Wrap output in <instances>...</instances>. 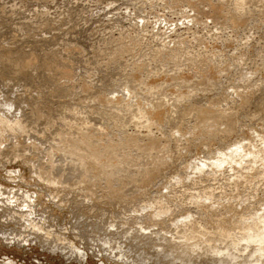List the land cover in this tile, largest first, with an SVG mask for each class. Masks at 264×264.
Instances as JSON below:
<instances>
[{
  "label": "bare ground",
  "instance_id": "6f19581e",
  "mask_svg": "<svg viewBox=\"0 0 264 264\" xmlns=\"http://www.w3.org/2000/svg\"><path fill=\"white\" fill-rule=\"evenodd\" d=\"M19 1V3H17V1L16 0H12V2H14L15 3V7L13 6V12H17V9L16 10H14V8H17V6L19 5V6H21L22 7V5H23V8H24V4L26 3V2H28L29 0H27V1H24L25 3H22V5H21V2H23V1H21V0H18ZM21 1V2H20ZM35 1V0H34ZM36 1H39V0H36ZM35 1V3L38 5V7L39 6H41V4L39 5L37 2ZM40 1H42V0H40ZM39 1V2H40ZM44 1H46V0H44ZM52 1V0H51ZM51 1L49 2V4L51 5ZM94 2L96 1V2H98V0H93ZM109 1V0H108ZM107 1V2H108ZM121 1V0H120ZM130 1V0H129ZM136 1V0H135ZM134 1V3H136ZM140 1H142V0H140ZM139 1V2H140ZM157 1V0H156ZM167 2H168V0H166ZM231 0H223V2L221 1H214V0H169V4L171 3V5L173 6V4H175V5H178L179 4V2L180 3H182L183 5H186V7H184V9L185 8H187V10L189 9V11H186V10H184V11H186V12H192V14L191 15H188V16H190V17H188V18H186V16H184V18H186L185 20L187 21L186 23L187 24H189V23H192V26L194 25H196L197 27L198 26H200V28L202 27L203 28V30L204 29H206V28H208V26H209V23H211V26H212V24H213V26H214V28L216 29V30H225V29H228V31H229V29H231V32H232V29L233 30H235V31H237V32H240V30L239 29H242V30H244V31H242V32H240V33H244L245 31H246V29H248L249 30V27L250 28H255V30L257 29L256 27L258 26V22H259V25H260V22H264V0H232L231 2H230ZM257 1V2H256ZM3 2H4V0H3ZM3 2H1V4H0V6H2L4 3ZM7 2V0L5 1V3ZM12 2H10V3H12ZM32 3V4H34V2H32L31 0L29 1V3ZM43 2V1H42ZM42 2H40V3H42ZM75 2V1H74ZM91 2V1H90ZM105 1L103 0V2L101 1L100 2V4L101 3H104ZM107 2H105L104 4H106ZM109 2H111V0L109 1ZM109 2L107 3V4H109ZM138 2V1H137ZM146 2H147V0H146ZM153 2V1H152ZM152 2H150V3H152ZM160 3H156V2H153V3H156L157 5H160L161 4V1H159ZM163 2V1H162ZM165 2V1H164ZM164 2L162 3V4H164ZM225 2V3H224ZM227 2V3H226ZM8 3H9V0H8ZM8 3H6V5L8 4ZM9 3V4H10ZM29 3H26V4H29ZM57 3V2H56ZM77 3V2H76ZM116 4H117V2H115ZM126 3V2H125ZM140 3H145V1L143 0L142 2H140ZM149 3V2H148ZM166 3V2H165ZM251 3H253L252 4V6L253 5H255L256 4V6H257V9H254L253 10V7L252 6H250L251 5ZM257 3H259V4H257ZM44 4V5H43ZM47 4H48V2H45V3H42V5L44 6H42V10L41 11H45L43 8H45L46 6H47ZM49 4H48V6H49ZM54 4V3H53ZM119 4V3H118ZM123 4V3H122ZM127 4H128V6H129V3L127 2ZM126 4V5H127ZM147 4V3H146ZM145 4V5H146ZM162 4H161V6H162ZM227 4V5H226ZM11 5V4H10ZM9 5V6H10ZM29 5H31V4H29ZM36 5V6H37ZM71 5V4H70ZM111 5H113V4H111ZM132 5H134V4H132ZM135 5H139V4H135ZM144 5V4H143ZM154 5V4H153ZM152 5V6H153ZM157 5H154V6H157ZM165 5V4H164ZM170 5V6H171ZM175 5L172 7V8H174L175 7ZM181 5V4H180ZM179 5V6H180ZM182 5V6H183ZM5 6V5H4ZM4 6L1 8L0 7V17H1V20H2V22L0 23V27L2 28V29H5L6 28V25L5 24H8V21L9 20H11V19H9V17H8V15L10 14V16L11 17H13L14 16V14L12 13V15H11V12H10V10L12 9V7H11V9L9 8V6H5V8H7L8 9V11L5 13V11H6V9H5V11H4ZM12 6V5H11ZM33 6H35V5H33ZM32 6V7H33ZM47 6V8H49ZM69 6V5H68ZM96 6V5H95ZM100 6V5H99ZM98 6V7H99ZM102 6H103V4H102ZM101 6V7H102ZM105 6V5H104ZM137 6H134V8H132V13H133V10L134 9H136V14H137V8H135V7H137ZM142 6V5H141ZM147 6H149L148 4H147ZM152 6L150 7V8H152ZM160 6V7H161ZM166 6H169L168 4L166 5ZM20 7V8H21ZM26 7V6H25ZM30 6H27L26 8L27 9H29L30 10V8H29ZM56 7V6H55ZM53 8V10H52V15L54 16V9H55V11H56V9L58 8ZM65 7V6H64ZM80 7V6H79ZM88 7V6H87ZM106 7H108V6H106ZM122 7V6H121ZM143 7V6H142ZM158 8H159V6H157ZM245 7V9L247 8V9H249L250 10V12H249V10H248V12H244L245 14L246 13H250V14H252L251 13V10L252 11H254L253 13H255V10H256V14H255V17L253 18V17H251L250 18V16H252V15H249V17H247V18H250L251 19V22H248V20L250 21V19H248L247 20V18L245 19L244 18V16H246V15H244L243 14V12H242V10H244L243 8ZM23 8L22 9H20L21 11L23 10ZM34 8H36L37 9V7H33L32 9H34ZM51 8V7H50ZM63 8V7H62ZM124 9L122 10V11H124L125 12V10H127V8L126 7H123ZM131 8V7H130ZM140 8V7H139ZM150 8L148 9L149 11H150ZM154 8V7H153ZM152 8V9H153ZM158 8H157V10H158ZM169 9H170V7H168ZM167 8V9H168ZM250 8H252V9H250ZM19 9V8H18ZM36 9L34 10L35 12H36ZM41 8H39L37 11V14L36 13H34V14H36L37 15V18H35L34 20L35 21H38L37 19H39V21H40V16H41V14L39 13ZM68 8H66V10H67ZM82 9V8H81ZM88 9V8H87ZM87 9L85 10V11H87ZM90 9H91V7H90ZM96 9H98V8H96ZM104 9V11H105V8H102V10ZM108 9V8H107ZM110 9V8H109ZM141 9H143V8H140V11H141ZM180 9V7L178 8V10ZM247 9H246V11H247ZM29 10H24V11H26V12H28ZM47 10V9H46ZM62 10H65L64 8L62 9ZM61 9H60V11H62ZM69 10V9H68ZM65 11V12H62V16H63V18L61 17L60 19H56V21H59V20H64V17L66 18L67 16H68V12H71V10H69V11ZM116 10V9H115ZM130 10H128V11H130ZM144 10V9H143ZM146 11H147V7H146V9H145ZM144 10V11H145ZM175 11H176V9H174ZM174 10L172 9V12L174 13ZM176 11V12H178V13H180L179 11ZM181 10V9H180ZM183 10V9H182ZM191 10V11H190ZM12 11V10H11ZM20 11V13H23V12H21ZM33 11V10H32ZM50 11V10H49ZM57 11H59V10H57ZM56 11V12H57ZM80 11V10H79ZM82 11H83V9H82ZM90 11V10H89ZM89 11H87V13L89 12ZM95 10H93V12H94ZM98 11H101V9H99ZM117 11H118V9H117ZM116 11V12H117ZM128 11H126V12H128ZM130 11V12H131ZM135 11V10H134ZM26 12H24L23 14H24V17H25V15L27 16V14H25ZM30 12V13H29ZM28 12V14H30L29 15V17H31V19L29 18V20L31 21V20H33L32 18H33V16H32V14L31 13H33V12H31V11H29ZM74 12V11H73ZM92 11H91V13H93ZM107 12H108V10H107ZM105 13V14H107V15H109L108 13ZM113 12V11H112ZM111 12V10H110V14L111 15H113V13ZM116 12H114V13H116ZM118 12H120V11H118ZM148 12V11H147ZM154 11H150L149 13H148V15L150 14V16H152V13H153ZM175 12V13H176ZM46 13V12H45ZM51 13V12H50ZM61 13V12H60ZM59 13V14H60ZM65 13V14H64ZM76 13H78V15H80L79 14V12H76ZM83 13V12H82ZM85 14L84 15H88L86 12H84ZM95 13V12H94ZM93 13V14H94ZM99 12H97V13H95L94 15H95V17L97 16L96 14H98ZM104 13V12H103ZM122 13V12H121ZM131 13V14H132ZM142 13H144L143 11H142ZM173 13H171L172 15H173ZM18 14V13H17ZM33 14V15H34ZM40 14V15H39ZM42 16L44 17V13L42 12ZM101 14V12L99 13V15ZM104 14V15H105ZM124 15L126 14V13H123ZM130 14V15H131ZM135 14V12L133 13V15ZM135 14V18H137V17H142L141 15H136ZM138 14H140V13H138ZM145 14H146V12H145ZM161 14H162V12H161ZM20 14H18V15H15V17H20L19 16ZM22 15V14H21ZM38 15H39V17H38ZM69 15H71L70 13H69ZM74 15V14H73ZM72 15V16H73ZM106 15V16H107ZM115 15V14H114ZM129 15V14H128ZM155 15L156 14H153V16L155 17ZM183 15V14H182ZM23 16V15H22ZM50 16V15H49ZM55 16H57V17H59L58 16V14L56 15L55 14ZM76 17H78L77 16V14L75 15ZM116 16V15H115ZM120 16V14L118 15V17ZM132 16V15H131ZM149 16V17H150ZM157 16H158V14H157ZM23 17V18H24ZM35 17V16H34ZM43 17H41V18H43ZM46 17H47V15H46ZM71 17V16H70ZM95 17H93V20H94V18ZM109 17V16H108ZM125 17H127V15L125 16ZM124 16L122 17V18H125ZM178 17V16H177ZM14 18V17H13ZM28 18V17H27ZM55 18V17H54ZM54 18H52V17H48L47 19H50V22H54ZM68 18V17H67ZM84 18V17H83ZM83 18H81L82 20H83ZM88 18H89V20H90V22L89 21H86V23L84 24V25H87V22L88 23H90L91 24V21H92V15H89L88 16ZM107 18V17H106ZM122 18H120L121 20H122ZM128 18V17H127ZM157 18V17H156ZM156 18H154V19H152V18H150V20H154V21H146V20H144L145 21V25H146V28L147 27H149V29H150V26H152V24H150V23H152V22H154L155 23V20H156ZM159 18V20L160 19H164L165 20V18L166 17H164L163 16V18H160V17H158ZM158 18H157V20H156V24H159L158 23ZM171 18V17H170ZM183 18V17H182ZM22 19V18H21ZM20 19V20H21ZM44 19H46L45 17H44ZM46 19V20H47ZM54 19V20H53ZM85 20H86V17L84 18ZM110 19L112 20V18L110 17ZM129 19V18H128ZM131 19V18H130ZM254 19V20H253ZM23 20H25V19H22V21ZM27 20V19H26ZM42 20V19H41ZM45 20V21H46ZM62 20V21H63ZM75 20V19H74ZM84 20V21H85ZM88 20V19H87ZM100 20V19H99ZM107 20H108V18H107ZM110 20V22H113V20L111 21ZM115 21L117 20V19H114ZM125 20V19H124ZM123 20V21H124ZM136 20H138V22L140 21V19H136ZM148 20V19H147ZM167 21H168V19H166ZM178 20V19H177ZM247 20V21H246ZM21 21V22H22ZM28 21V20H27ZM42 21H44V20H42ZM56 21H55V23H56ZM76 21H78V19L76 20ZM95 21V20H94ZM96 21H97V18H96ZM95 21V22H96ZM106 21V20H105ZM109 21V20H108ZM126 21V20H125ZM129 21V20H128ZM133 21H134V19H133ZM133 21H131L132 23H133ZM48 22V21H47ZM97 22H99V21H97ZM102 22V21H101ZM130 22V21H129ZM141 22H143V21H141ZM140 22V23H141ZM146 22H149V23H146ZM165 22V21H164ZM163 22V23H164ZM15 23V22H14ZM31 23V22H30ZM29 23V21H28V23L26 22V24L25 25H22L21 27H22V29H24V28H26L27 29V37H24V40H22L21 39V37H19V33L20 34H22L21 33V30L20 29H18L19 28V26L18 27H16L17 25H19V23L15 26V24H13V23H11L12 25H14L13 27V33H12V36H10V37H5V39H10L12 42V44H16V43H18V44H20V48H12V49H10V47H7V43L4 41V40H2V41H4V42H2V41H0L1 42V44H3V43H6V46H5V44H4V46L2 47V45L0 44V55L1 54H3L2 56H4L5 57V59L3 58L2 59V57H0V91L2 92V95H1V93H0V117H2V119H1V125H0V129H2L3 128V125H4V123L6 122L8 125L9 124H11V125H7L6 123H5V125H6V128L7 129H5V128H3L4 129V131L5 132H8L7 130L9 129V131H10V128H11V126L13 125V124H15V123H17L18 121H19V123H17L16 125L18 126L19 125V128H21L22 126H24L23 125V121H21V120H24V119H26V121H31V122H33L34 123V125L36 126V128H37V126H44V121H43V117H42V115H43V111H44V109H45V107L46 106H49L53 101H55L54 99H55V96L59 93V95L57 96L58 97V99H60V101L61 102H63L64 103V105H66V107H67V105H71L72 106V108H73V99L71 98L70 99V101L71 100H73L72 102H70L68 99H66L65 98V96L68 94V91H70V90H72L73 89V91H74V89L76 88V87H74L73 85H75V82H74V84H72L73 83V79H74V77H73V75L74 74H72V71L70 72L69 71V69L68 70H65V67H66V65L68 64V63H66V62H64L65 61V59L66 58H64V57H62V55H60L59 54V52H57L56 50H54L55 48H53V46H52V48H48L47 46H49L50 44H52V43H55L57 40H53L52 38L50 39V38H44V37H42V35H41V38L40 37H37L38 35L37 34H40L41 32H43V33H45L44 31H42L43 29H42V27H46L47 29H49V27H50V24H45L46 22H44V25L45 26H42V25H40V24H38V23H35L36 25L38 24V25H40V26H36V29H34V23H33V25H31ZM68 23V22H67ZM121 23V22H120ZM127 23V22H126ZM131 23V24H132ZM136 23V22H135ZM135 23H133L134 24V28L135 27H137L136 25H135ZM144 23V22H143ZM143 23H141V24H138L139 26H138V28L137 29H142L140 26H142V24ZM169 23H171V22H169ZM184 23V22H183ZM255 23V25H256V23H257V26L255 27V26H251V24H254ZM42 24V23H41ZM57 24V23H56ZM102 24H104V23H102ZM108 24V23H107ZM129 24V23H128ZM131 24L129 25V27H131ZM147 24H150V26H147ZM161 24V23H160ZM166 24V23H165ZM176 24H178V22L176 23ZM262 24V23H261ZM11 25V26H12ZM21 25V24H20ZM51 25H55L54 23H52ZM63 25V24H62ZM97 25V24H96ZM111 25H113V24H111ZM114 25H115V23H114ZM117 25H118V23H117ZM121 25V24H120ZM145 25L144 26H142L143 28H145ZM155 24H153V26H154ZM167 25V24H166ZM165 25V26H166ZM172 25V24H171ZM182 25V24H181ZM262 25H264V24H262ZM116 26V25H115ZM114 26V27H115ZM119 26V25H118ZM123 26V25H122ZM121 26V27H122ZM158 26V25H157ZM157 26H155V27H157ZM187 26H191V24L190 25H187ZM195 26V28L194 29H196L197 27ZM38 27H40V29H42V30H38L37 28ZM56 26H54V28H55ZM67 27V26H66ZM76 27H77V25H76ZM95 27V26H94ZM113 27V28H114ZM120 27V26H119ZM121 27L120 28H118V27H115V28H118V30L120 29L121 30ZM128 27V28H129ZM168 27H169V25H168ZM168 27H167V29H168ZM180 27V26H179ZM188 27V28H189ZM259 27V26H258ZM262 27V26H261ZM0 28V30H2ZM8 28V27H7ZM46 28H44V29H46ZM51 28H53V27H51ZM99 28V27H98ZM107 28V27H106ZM105 28V29H106ZM125 29L127 28V27H124ZM124 28H122L123 29V33H124ZM132 28V29H131ZM130 29H126V32H127V30H129V33L131 34V32L130 31H133L134 30V28L133 27H131ZM146 28H145V30H146ZM158 28V27H157ZM161 28V27H160ZM164 28V27H163ZM177 28V27H176ZM201 28V29H202ZM212 28V27H211ZM213 28V30L215 31L214 33H218L215 29ZM56 29V28H55ZM54 29V30H55ZM88 29V28H87ZM91 29H92V31L94 30V28H92L91 27ZM108 29V28H107ZM110 29V28H109ZM148 29V28H147ZM148 29V31H150V30H152L154 33H155V31H154V29L155 28H153V29H150L149 30ZM193 29V30H194ZM199 28H197L196 30H194V31H196V33H199V32H202V31H199L198 30ZM200 29V30H201ZM259 29V28H258ZM257 29V30H258ZM263 29V28H262ZM261 28H260V31L262 30ZM19 30H20V32H19ZM35 30H38V32L39 31H41L40 33H36V31ZM100 30V29H99ZM113 30H115V29H113ZM113 30H111L110 29V31H113ZM142 30H144V29H142ZM141 30V31H142ZM156 30V29H155ZM160 30V29H159ZM162 30H165V29H162ZM161 30V31H162ZM193 30H191L190 32H192ZM208 30V29H207ZM207 30L205 31V32H207ZM209 30H211L212 31V29H209ZM251 30V32H252V30L253 31H255L254 29H250ZM58 31V30H57ZM59 31H61V30H59ZM95 31V30H94ZM100 31H105L106 32V34L108 33V31L107 30H100ZM115 31H117V30H115ZM115 31H113L112 33L114 34V32ZM122 31V30H121ZM135 31V30H134ZM139 31V30H138ZM148 31H146L147 32V34L149 33V34H151L150 32H148ZM157 31V30H156ZM170 32H173V30H169ZM169 31H168V33H169ZM210 31V32H211ZM222 31V33L224 34H226V32H227V30H226V32H223ZM259 31V32H260ZM264 31V30H263ZM3 33V31H0V36H1V34ZM22 32H25V31H23L22 30ZM49 32H50V30H49ZM52 32H53V30H52ZM52 32H50V33H52ZM62 32V31H61ZM64 32V31H63ZM86 31L84 30V33H85ZM88 32H90V31H88ZM119 32V31H118ZM136 32V35H139V33L137 32V31H135ZM140 32V31H139ZM190 32H187V33H189L190 34ZM205 32L203 31L202 33H203V35H202V33H201V35H199L198 36V39H200L201 41H200V44H201V42L203 41L202 39H203V36H204V38H205V35H206V37L208 36L207 34H205ZM248 32V31H247ZM42 33V34H43ZM48 33V32H47ZM54 33V32H53ZM66 33H67V35H69L70 33H68V32H65L64 34H65V36H63V37H65L66 38ZM78 33V32H77ZM76 33V34H77ZM84 33H82L81 35H79V37L80 38H82V40L84 39V41H89L88 39H87V36H85L86 34H87V32H86V34L84 35ZM93 33V32H92ZM123 33H122V38H120V39H123V40H121V42L119 43V46H118V49H117V46H115L116 47V49L115 48H113L114 50H117V52H118V50H120L119 52H121L122 50H123V48L124 49H126L127 51H125L126 52V54H125V52L124 51H122L121 53H119L118 52V56H120V54H122L123 52V54H125V55H129V54H131V52H132V55H131V60H134V61H136L135 60V57H134V55H133V53H134V51L133 50H131V48L130 47H135V45H136V48H137V46L138 45H140L141 43H142V37H141V35H140V40H139V44L137 45V43L138 42H136V41H138V39H137V37L138 36H136V38L134 39V38H132V36H135V34L132 32V35H131V37H130V35L128 34V33H124V34H127V36L129 35V37L131 38V39H129L128 40V38H127V40H126V35L125 36H123ZM159 34H157V35H154V36H159L160 35V33L161 32H158ZM162 33L164 34V31H162ZM178 33V32H177ZM177 33H175V34H177ZM180 33V32H179ZM178 33V34H179ZM193 34H195V32H192ZM246 33V32H245ZM249 33H250V31H249ZM255 33H256V31H255ZM255 33H250V34H247V35H251V38H252V36L254 37V35H256ZM63 34V35H64ZM80 34V33H79ZM116 34V33H115ZM119 34H121V33H119ZM134 34V35H133ZM143 34H145L144 32H143ZM146 34V35H147ZM163 34H161V35H163ZM166 35H167V33H165ZM164 34V35H165ZM172 34V33H171ZM174 34V33H173ZM212 34V33H211ZM210 34V35H211ZM227 34H228V32H227ZM226 34V35H227ZM234 34V33H233ZM238 34V33H237ZM254 34V35H253ZM52 35V34H51ZM50 35V36H51ZM54 35V34H53ZM52 35V36H53ZM55 35H59V34H55ZM55 35H54V38H57V37H55ZM73 34H71V36H72ZM90 34H88V36H89ZM97 35V34H96ZM108 35L110 36V37H113V38H115V39H117V37H115V36H111V34H109L108 33ZM145 35V36H146ZM161 35L159 36V37H161ZM163 35V36H164ZM180 35L181 36H184V35H182L181 33H180ZM178 36V39L177 40H175L176 38H177V36L175 37V39H174V41H171L170 39H172V37L169 39L170 40V45L173 47L171 50H170V47L168 48L169 50H170V54H168V56L167 57H165V58H167L166 59V61L165 62H167V61H169V60H171L172 58H178V53H180V52H186V49H185V46H186V43L184 44V47L183 48H181L182 46H181V44L183 45V42L182 41H184L185 42V40L186 39H184V40H180L179 41V37H181V36ZM186 35V34H185ZM197 34H195V37H197L196 36ZM209 35V36H210ZM214 35V34H213ZM218 35V34H217ZM230 35L232 36V33L231 34H229V37H230ZM241 36V34H238V36ZM246 35V34H245ZM258 35H260V34H258ZM261 35H263L264 36V33L262 34L261 33ZM260 35V36H261ZM24 36V35H23ZM23 36H22V38H23ZM45 36V35H44ZM46 36L47 37H49V34L47 35L46 34ZM45 36V37H46ZM62 36V35H61ZM70 36V35H69ZM70 36V37H71ZM75 36V35H74ZM74 36H72V37H74ZM91 36V35H90ZM104 36V35H103ZM102 36V37H103ZM106 37V35H105V37H103L104 39L105 38H107V39H109L110 37ZM116 36H118V38H119V36L120 35H116ZM153 36V35H152ZM194 36V35H193ZM209 36H208V38H209ZM222 36V38L220 37V34H219V40H220V38H221V40L223 39V35H221ZM239 36V37H240ZM243 36V41H244V35H242ZM259 36V37H260ZM2 37H3V35H2ZM71 37V38H72ZM76 37V36H75ZM101 37V38H102ZM146 37H148V35L146 36ZM167 37H169V36H167ZM186 36H184L183 38H185ZM195 37H194V39L193 38H191L192 40H194V43H195ZM215 37V36H214ZM233 37V36H232ZM237 37V36H236ZM236 37H235V39H236ZM238 37V39H240ZM246 37H249V36H246ZM257 37V36H256ZM100 38V37H99ZM162 39L164 38V37H161ZM161 38H160V40H161ZM182 38V37H181ZM188 38H190V37H188ZM188 38H187V40H188ZM224 38H226V37H224ZM231 38V37H230ZM230 38H228L227 40L229 41L230 40ZM264 37H262V39H263ZM1 39V38H0ZM3 39H4V37H3ZM68 39H69V37H68ZM91 39V38H90ZM120 39H118L119 41H120ZM144 39V38H143ZM150 39V38H149ZM153 39L154 40H156V38H154L153 37ZM158 39V38H157ZM165 39V38H164ZM197 39V40H198ZM210 40L212 39V37H210L209 38ZM209 39H205V40H209ZM214 39V40H213ZM212 39V41H216L215 39H216V37L215 38H213ZM234 39V38H233ZM256 39H258V38H256ZM59 40H60V38H59ZM58 40V41H59ZM62 40V39H61ZM64 40V39H63ZM111 40H112V42L113 43H111L112 45L114 44V39H112L111 38ZM111 40H108V42L110 41L111 42ZM145 40H146V38H145ZM153 40V41H154ZM159 40V41H160ZM169 40H168V38H167V41L169 42ZM192 40H191V42H192ZM217 40H218V38H217ZM219 40H218V42H219ZM220 40V42H222ZM224 41L226 40V39H223ZM237 40V39H236ZM247 40V39H246ZM251 40V39H250ZM57 41V42H58ZM65 41H66V39H65ZM71 41V40H70ZM77 41V40H76ZM75 41V42H76ZM91 41H93V39L91 40ZM91 41H89L90 43H91ZM100 41H104L105 42V40H100ZM115 41H117V40H115ZM133 41V42H132ZM159 41L157 40V44L155 43V41H154V43L156 44V45H161L162 43L161 42H163L162 40H161V44L159 43ZM166 41V39L164 40V42ZM166 41V42H167ZM177 42V41H179V42H177V44H175V43H173V42ZM189 41H190V39H189ZM189 41H187L188 43H189ZM223 41V42H224ZM235 40H233V42H234ZM248 41H249V39H248ZM247 41V42H248ZM262 41V40H261ZM8 42V41H7ZM63 41H61V43H62ZM68 42H69V40H68ZM73 42V41H72ZM71 42V44H74L75 45V42H73L72 43ZM78 42V41H77ZM77 42H76V49H77V51H76V49L74 50V47L75 46H73V45H71L72 47H71V49L73 48V50L75 51V52H80L79 50H80V47H78L77 48V46H78V44H77ZM79 42H80V40H79ZM89 42H88V44H89ZM94 42V41H93ZM97 42V41H96ZM96 42H94L93 44H95ZM118 42V41H117ZM144 42V41H143ZM150 42H152V41H150ZM150 42H148L149 44H150ZM163 42V44H164V47H165V45L166 44H168L169 45V43L167 42L166 44ZM204 42H206V41H204ZM217 42V41H216ZM218 42H217V44H218ZM222 42V43H223ZM227 42V41H226ZM236 42V41H235ZM237 42H239V41H237ZM246 42V43H247ZM260 42V41H259ZM258 42V43H259ZM263 42H264V40H263ZM9 43H10V41H9ZM59 43V42H58ZM58 43L57 44H55L57 47H58ZM116 43V42H115ZM146 43V42H145ZM153 43V42H152ZM193 43V42H192ZM196 43H198V44H196V45H199V42L198 41H196ZM210 43V42H209ZM212 43V42H211ZM211 43H210V46H211ZM221 43V46L222 45H225V44H222ZM231 43H232V41L230 42L229 41V43L228 44H230L231 45ZM242 43V42H241ZM250 43V42H249ZM254 42H252L251 44H253ZM258 43H255V44H257V46L259 45H261V44H258ZM261 43V42H260ZM68 45V43H65V45ZM84 44V43H83ZM107 44V43H106ZM117 44V43H116ZM148 44V45H149ZM174 44V45H173ZM206 43H203V44H201V45H205ZM220 44V43H219ZM219 44H218V47L217 48H219V51H222V53H221V55H219V57L221 56L222 57V55H223V50H228V49H224V48H220L219 47ZM233 44H236V43H233ZM243 44V43H242ZM254 44V45H255ZM262 44H264V43H262ZM17 45V44H16ZM15 45V46H16ZM64 45V44H63ZM64 45V46H65ZM66 45V46H67ZM79 45H81V43L79 44ZM87 45V44H86ZM101 45V44H100ZM111 45V46H112ZM129 47H128V46ZM142 45V44H141ZM143 45H144V43H143ZM154 44H152V45H149V47L150 46H153ZM155 45V46H156ZM208 45V44H207ZM206 45V46H207ZM213 45V44H212ZM237 45H239L240 46V44H236V46ZM254 45H250V46H252V48L254 47ZM10 46V45H9ZM12 46H14V45H12ZM51 46V45H50ZM49 46V47H50ZM56 46H54V47H56ZM69 46H70V44H69ZM68 46V49H67V51H69V49H70V47ZM83 46V45H82ZM81 46V47H82ZM90 46V45H89ZM88 46V47H89ZM97 47H100L99 46V44L98 45H96ZM95 46V47H96ZM111 46H109V45H107V48H106V50H104L105 52H107L106 54H108L109 52L108 51H112V50H110V47ZM145 46V45H144ZM158 46V49L160 48L161 49V47L162 46H160L159 47ZM167 46V45H166ZM194 45H192L191 46V44L190 45H188V46H186L188 49H190L191 47H192V49L194 48L193 47ZM205 46V47H206ZM214 46V45H213ZM215 46H216V44H215ZM214 46V47H215ZM239 46L237 47V48H239ZM244 46V45H243ZM246 47H248L249 45H245ZM264 46V45H263ZM56 47V48H57ZM63 46H61L60 48H62ZM84 47H86L85 45L82 47V48H84ZM96 47V48H97ZM157 47V46H156ZM168 47V46H167ZM204 47V48H205ZM208 47V46H207ZM213 47V48H214ZM223 47H225V46H223ZM229 47H231V46H229ZM228 46H227V48H229ZM236 48L235 47V45L234 46H232V48ZM255 47H256V45H255ZM254 47V48H255ZM91 48H93V47H91ZM105 48V47H104ZM143 48H146L147 49V47H143ZM197 48V47H196ZM195 48V49H196ZM209 48V47H208ZM233 48V49H234ZM240 48H243L242 46H240ZM239 48V49H240ZM252 48H250L251 50H252ZM258 48V47H257ZM257 48H256V53H260V52H257V51H259L260 50V48H261V46L259 47V49L257 50ZM7 49H9V50H7ZM70 49V52L72 51ZM79 49V50H78ZM100 50H101V48H99ZM98 49V50H99ZM112 49V48H111ZM128 49H130L131 51L128 53ZM133 49V48H132ZM140 49H141V47H140ZM153 49H154V47H153ZM157 49V48H156ZM156 49H154V52L157 54L158 52H159V55H160V52H161V50L160 51H158V49H157V51L158 52H156L155 50ZM182 51H181V50ZM191 49V50H192ZM200 49H203V47H201ZM210 49V48H209ZM208 49V50H209ZM215 49V48H214ZM221 49V50H220ZM230 49V48H229ZM239 49H235V51H233L234 53L237 51V50H239ZM261 49H263V47L261 48ZM88 50V49H87ZM91 50V49H90ZM93 50V49H92ZM91 50V51H92ZM95 50V49H94ZM165 50V49H164ZM163 50V51H164ZM169 50H165L166 52L167 51H169ZM180 50V51H179ZM196 50H198V49H196ZM196 50H194L193 52H194V54L192 53V52H190V54H193V55H195V52L197 53V55H196V57L200 54H198V52L196 51ZM205 50V49H204ZM203 50V51H204ZM207 50V49H206ZM213 49L211 48L209 51H212ZM217 50V49H216ZM231 50V49H230ZM230 50L229 51H227V53H229V54H231L230 53ZM243 50V49H242ZM248 51L249 52V50L246 48L245 49V51ZM250 50V51H251ZM60 51V50H59ZM63 51L64 50H62L61 52L63 53ZM66 51V50H65ZM64 51V52H65ZM67 51L65 52V53H67ZM136 51V50H135ZM138 51V50H137ZM137 51L135 52V53H137ZM144 51H145V49H144ZM199 51V50H198ZM201 51V50H200ZM231 51V52H232ZM240 52H241V49L239 50ZM238 51V52H239ZM243 52L244 53V57H245V55L248 53H246V52ZM263 51H264V49H263ZM262 51V52H263ZM93 52V51H92ZM104 52V53H105ZM112 52H114V53H116L117 54V52L116 51H112ZM140 52H141V50H140ZM149 52V51H148ZM152 53V54H155V53ZM189 51H187L186 52V54L188 53ZM202 52V51H201ZM217 53H218V51H216ZM253 52V51H252ZM252 52H250L249 53V56H250V54L252 53ZM86 53V52H85ZM91 53V52H90ZM101 53V54H100ZM99 54L101 55V56H99L100 58L101 57H103V56H105L104 55V53L101 51ZM114 53H113V55H112V57L111 56H109V54H108V57H110V59L107 57V56H105V57H107L109 60H112L114 57L116 58V54L114 55ZM128 53V54H127ZM134 53V54H135ZM144 53V52H143ZM142 53V54H143ZM167 53H169V52H167ZM204 53V52H203ZM214 53H215V51H214ZM214 53H213V55H214ZM243 53H241L242 54V56H239V57H234V56H236V55H234L233 56V54H232V58L234 57V58H238L237 60L235 59V61H237V63H239V62H241L243 59H241V58H244L243 57ZM80 54V53H79ZM82 54V53H81ZM103 54V55H102ZM164 54H166V53H163L162 54V57H164L163 55ZM208 54H209V52H208ZM206 52L204 53V54H200L199 55V59H197V60H201V62H199V64H201V63H203V65H205L204 67H202V66H198L199 68L201 67V70H203V68H205L206 66L208 67V69H209V71H207V73L206 74H204L205 73V70L207 69H205L203 72L204 73H202L203 75H201V77L199 78V79H197L195 76V78L197 79V80H194L195 78L193 77L192 78V80H194V81H192L190 78V80H188V77L187 78H184V76H183V78H181L182 76H180L179 78H175V75H173L174 73H172V76L170 77H167L168 75H171V74H169L170 72H168V75L166 76L167 78H170V80H171V83H170V80H169V86H168V89L170 88V86L172 85V87H174V85H175V91H178V90H180V92L177 94V93H175L174 95H175V97L177 96V98H188L189 96H190V94H191V96L187 99H185V100H188L187 102V104L186 105H184L182 102H181V100L179 101L178 100V102H180V103H182L184 106H179V107H177L176 105L177 104H174L175 106H176V108L175 109H172V106H171V104H172V102H171V104H170V106H168V104L165 106H160L159 105V103H161V104H164L165 102L164 101H162V100H160V99H164L165 97L163 96V97H161V98H159V96H158V98L159 99H157L156 100V98L155 99H153L154 98V96H157V95H154V93H153V95H150L149 93H150V91H149V95L150 96H153V98H147L148 100L150 99L151 101L150 102H152V103H150V105H149V109H148V111H147V109L145 110V111H143V113H146V115L144 114L143 115V113L141 114L142 115V117H145V119L146 120H144V123H145V121H147V124L150 122V121H155L156 120V122H154V124H152V125H155V123H157L159 120H157L158 118H162V117H165V116H162V111H161V109H162V107H169V110L171 111L172 110V113H173V111H174V113L172 114L171 112L169 113L170 114V116H171V114H172V117L170 118V119H166V117H165V119H166V121H164L165 119L164 118H162V120H163V122H165L164 123V125H165V130H166V126H167V128L169 127V129H170V127H171V129H172V135L169 137L168 136V138H157V137H155V136H157L158 135V133L159 132H153V133H155V134H153V133H150V135H152V136H150L149 135V132H147V137L145 136V138H147L146 140H145V138H143L144 136L142 135V133L141 134H139V136L140 137H142L144 140H141V138L137 135L138 134V132H135V133H137V134H133L132 135V133L131 134H128L127 132H129V131H127V132H125V130H124V132H121V134H120V132H119V136L117 135V139L115 140V138L114 137H109L108 135H106L105 136V134H108V133H106V128H105V133L103 134L102 132H100V133H102V134H100V136H102V137H105V138H107L108 137V139H104V140H101V138H100V140H97V142H94L96 139H94V138H96V137H94V135H98L99 136V134H96V132H99V130H101L102 131V129L100 128H96L94 125V130L95 129H97V131L94 133V135H93V132L92 131H90L92 134L90 135V132L89 133H87V135L89 134V136L90 137H92V139L90 138V137H88L85 133V131H86V126H83L84 124H82L81 126H83L84 128H85V130H84V128H81L80 129V127L79 128H76V130L77 129H79V130H77V132H78V135H76V136H74V134H72L69 138H70V142H68V134L66 135V134H64L63 136H66V138H67V141H65L66 139H65V137H64V139H62L60 142V147H61V152L63 153L64 152V154L66 153V154H68V156H69V154H71L74 158L73 159H75L74 161H76V160H78V161H81V162H83L84 164H83V167H81V165L80 166H78L77 167V170H78V168L79 169H81L82 170V174H84V177H83V175H82V177H83V179L87 176V175H91V174H93L94 173V175H95V179H98V180H104V182L106 183V187L108 188L107 190H109V192L110 193H107V197H105L106 199H107V201H106V204L108 203H110L111 204V202H113L114 200L117 202V204H118V201H120L123 205H125L124 203L125 202H127L129 199H130V196H129V194L130 193H132V194H134V193H136L135 195H137V197H138V195L139 194H141V196H144V194L142 195V193H144V192H147V188H149L150 186H153L154 184H151V182H152V180H153V182L152 183H155L156 181H163V179H165L167 176L169 177V173L167 172V171H169L170 172V170H168V169H171V170H173L174 168H176L175 167V164H178V162H176V160H177V158H176V156H178L179 157V161L181 160V154H180V156H179V153H182L183 152V147L181 148V150H178L179 152H178V154H176V149H177V147L179 146V145H176V144H178L179 142H181V141H179V140H181V138H182V140L184 139L185 140V137L187 136H189V138L191 137V138H193V135H191V133L190 132H193L192 134H194V131L196 130V131H199V134L201 133V137L202 138H205V140H206V138L207 137H211V138H213V139H215L214 140V142L216 141V142H218V145L216 146L215 145V148L214 149H210V150H213L214 152H216L215 150L217 149V155H219L218 154V151L220 152H223V153H220V154H225L226 155V159L229 161L230 160V162H232L231 160H234V154L233 153H235V151H240V154H243V156L242 157H240L241 159H242V162H241V164H239L240 166H239V168L241 167V169H242V164L244 163H250V165L249 166H246L247 168H248V170H250V172H251V170L253 169V171H255L254 169H259L258 170V172L256 171V173L255 174H253V173H250L249 174V172H247V173H245V172H238L237 170H236V172H235V177L234 176H232V171L234 170L233 168H232V171H230L229 170V172L231 173V176L232 177H230V179H228L229 178V174H228V177H226V175L223 173V172H225V170L224 171H221L220 173L221 174H223L224 175V177H226V179H228L227 180V182H229V180L231 181V179L233 178V181H231V183L230 184H228L229 186H230V188L229 189H234L235 190V194L234 193H232L231 195L228 193V196H227V193H226V191H225V193L223 192V190L222 191H219L221 188H219L221 185H224V183L222 184V180H220L221 181V183H220V181H219V178L222 176L221 174H220V177H219V175H218V173L219 172H213L212 171V169H209L210 170V172L212 171L213 173V177L215 178V180L214 181H217L216 180V177L218 178V185L219 184H221L219 187H218V185H217V187L216 186H214V185H212L211 184V186H213V187H210V190L213 192V191H215V193L216 192H220L219 194L217 193V195H218V198H219V196H220V198L219 199H217V197H216V194L214 193V194H212V192L210 191V190H208L207 188H208V186H205V188H199L200 190V192L198 191V193L197 194H195L193 191V186L195 185L194 183L196 182H193V185L192 186H190V183H192V181L189 183V178H188V180L185 178V179H183L182 177V182L184 183V184H182V182H181V180H178L177 178V180L178 181H180V185H179V187H178V185H176V183L178 182V181H176V179H175V181H173L174 183H175V185H174V187L175 186H177V188L176 189H179V190H175L174 189V191H172V189L171 190H169V193L167 194V192L166 191H168V190H166L167 189V185H164L166 188L164 189V187H161V188H163L164 190H166L165 191V195L163 194L164 192V190H162V197H159L161 194H160V192H159V194H158V192H156L157 191V189H158V187H160L159 185H162V184H157L158 185V187H156V188H153V189H156L155 191L152 189V188H150V190H152V191H150V190H148V191H150V192H153V193H157L156 194V198H157V201L155 202V203H153L154 201H153V199L154 198H152V199H150V200H152V203H149L150 201H147L148 202V205L147 204H141V207H142V205H144V208H147V207H149L151 210H150V213H146L145 212V210L143 209V207L141 208L140 207V205H139V203H141V202H143L142 200L140 201L139 199V203H138V205H135V206H133V207H135V209H133L135 212H137L138 213V211L139 210H143L142 212H145L146 213V215H145V217H147V215H149V218H148V220L145 218V217H142L141 216V218H145V220H147L146 222H145V220L142 222L143 224H139L140 225V228H141V230H138V229H136V227H134L135 226V217L133 218V214L132 213H130V212H128V213H130L131 215H132V218L131 217H128L127 219H125V221H124V223H123V227L124 228H120L121 227V223H119V225L118 224H109V226H115V227H117V230H116V233H115V231H113V229H115V227L114 228H110L109 226L108 227H104V224H105V220H106V218H107V215L109 214V212L110 211H108V210H106V209H103V208H99V210L98 209H96L95 208V206L94 205H96V203L92 206V207H90V209H93L94 211H95V209L96 210H98V212H96V216H98V220L97 219H95V220H97V222L95 221V222H93V223H89V229L90 230H92L93 232L91 233V232H88L89 234H85V233H79L80 232V228H79V231H78V228H76V225H74L75 226V228L76 229H74V230H77L76 232H73V234H72V237H70V236H65V234L63 235L62 233H60L61 231H62V229H65V228H62V225L60 226V230H59V235H56L55 233H58L57 232V230L54 228L55 227V225H54V223H51L52 224V226L51 225H48V224H46L45 223V221H46V219L45 218H43V216H41V217H39V216H37L33 211H32V208H31V205L33 204V208L35 209V208H38L39 207V205L37 204L36 205V203H37V199L36 198H32V197H34V195L33 194H35V192L33 193V194H31L30 196H29V192H28V194H26L27 196L25 197V199L29 196V198H31V200L33 201V202H31V201H29L28 203H26V204H28V207H27V209L25 208V206H24V211L26 212H30V213H27V214H29L30 216H31V218H30V216L29 215H27V214H25V215H27V216H29L28 218V221L31 219V223L30 224H26V223H22V225H19V223L18 224H15V225H13L12 227H11V229L8 231L7 229L5 230V232H2V230L0 231V233H3V236L4 237H2V239L4 238V240H6L7 241V243L9 242V244L10 243H14L17 247H19V248H21V247H24L23 246V243L26 241V242H28V239L30 240V239H33L34 237L33 236H37V237H40V236H42L43 238L41 239V241H44V242H48L49 243V249L47 248V250L49 251V250H51V251H53V253L54 252H56V253H58V254H61L62 256H64L66 259H70V260H73V259H71V258H85L86 256H88V253L86 252V251H90V250H92V251H90V252H95L97 255H99L100 254V252H102V253H104V254H106V255H108L109 257H112V255L114 254V256L115 257H117V261H115V264H147V263H150V262H152L153 264H264V251L261 253V252H259V251H257V245H258V242H264V230L262 231V229L260 228V227H262V228H264V215H263V213H264V211L262 212V209L264 208L263 206L264 205H262V209H260L261 210V215H260V217H259V214H254V215H252V216H254V219H253V217L251 216V214H253L254 212L253 211H251L250 212V214L248 213L250 210H251V205H255L254 204V202L257 200V195L255 196V194H256V192H259L258 190L255 192L254 190L255 189H253V187H256V182H257V184H258V181H259V183H261V186H259V185H257L258 187V189H260L261 187H262V185L264 184V183H262V182H260V181H264V132H262V133H260L259 135H260V137H258L257 136V133L256 134H254L255 133V126L254 127H252V125H251V127L249 128L250 130L251 129H255V130H253L254 132L252 133V131H251V133L252 134H254V135H256V138L258 139V140H256L255 138H253V137H251V138H249L250 140H256V142L254 143L253 141H251L250 143L249 142H247L248 140L246 139V137H245V132H249L250 130L249 129H247V128H245V129H247V131H245V132H243V133H241L242 131H240V133H241V135H243L244 137H245V141H243V140H240V141H238L240 138H238V136H234V139H235V137L236 138H238V139H235V140H237L238 142L237 143H239V142H241V143H239V144H242V150H241V147L240 148H238L239 147V145H237V143H235L236 141L235 140H233L232 139V141L234 142L233 143V145H232V143H230V144H227L229 141H228V139H226L224 136L227 134H231V133H233L235 130H236V127H237V124H239L240 125V123H238V122H242V119H241V117L243 116V114H244V117H246L247 115H249V116H247V119L249 118L250 119V117H252V116H250V115H253V113L254 112H256L257 114H259V117H254V119H255V121H256V124H257V121H259L258 120V118L260 119L261 117H260V114H263V118L262 119H260V121H262L263 119H264V91L259 95L258 94V92L256 91H254L255 92V95L254 96H252V98H250V97H247V95L249 96V94H248V92H247V95H246V97H244L243 95V93H242V96L241 97H239V98H237L238 96H240V94H239V92H236V94L234 93V91H232V89H233V87H232V84H227L226 82H227V80H226V84L228 85H226L228 88L230 87V88H232V89H230L231 90V92H230V90H228L227 89V87H222L221 85H223L224 84V86H225V83H223L224 81H221V78L220 79H218V77H217V80H215L216 78L214 77L215 75H216V73H217V75L216 76H219L218 74H220L221 75V73H220V71L222 72V73H224L223 72V69H220L221 67H222V65H224L225 64V62H222L221 60L223 59V61H225L226 60V58H227V60H229L228 62H230V59H228V58H231V57H228L227 55H225V53H224V55L225 56H227V57H225V58H221V59H216V61H215V59H213L215 62H217V60H220V64H221V67L220 66H218L219 65V61L216 63V64H213V61H211V59L212 58H214L215 56L217 57V54L216 55H214V57H211V55L209 54L208 55ZM258 54H256V56L258 55ZM261 54V53H260ZM260 54H259V57H261V56H263V55H261L260 56ZM84 55V54H83ZM96 55V54H95ZM98 55V54H97ZM136 55V57L137 56H141V53H140V55H137V54H135ZM145 53H144V57H145ZM181 55H182V53H181ZM188 55V54H187ZM187 55H185V56H187ZM212 55V56H213ZM238 55V54H237ZM251 55H255L254 54V52H253V54H251ZM88 56V55H87ZM114 56V57H113ZM123 56V57H122ZM122 56H120L119 58L117 57V59H122V58H125L124 57V55H122ZM130 56V55H129ZM132 56L134 57V59L132 58ZM148 56V55H147ZM146 56V57H147ZM180 56V55H179ZM183 56H184V53H183ZM190 56V55H189ZM188 56V57H189ZM230 56V55H229ZM254 57L253 59L251 58V57H253V56H251L250 58H248L247 56H246V58H248V59H251V60H253L254 61V63H252L251 61H249L248 60V62H251V64H254V65H258V64H255L256 62H255V58H259V57ZM92 57H94V55L92 56ZM122 57V58H121ZM139 57H138V59H139ZM143 57V58H144ZM149 57H152V56H150L149 55ZM181 57V56H180ZM187 57V58H188ZM195 57V58H196ZM215 57V58H216ZM64 58V59H63ZM98 58V57H97ZM112 58V59H111ZM115 58H114V60H115ZM140 58H142V57H140ZM148 58V57H147ZM176 58H175V60H176ZM183 58H186V57H181V59H179L178 61H183ZM193 59V56H191L189 59H185V61L187 60H191V59H193V60H195L196 61V59ZM262 58L263 57H261V60L260 61H262ZM108 59H106V60H108ZM137 59V58H136ZM137 59V60H138ZM144 59H146V58H144ZM153 59H154V56H153ZM153 59H150L151 61L153 60ZM225 59V60H224ZM240 59H241V61H240ZM7 62V60L11 63V64H6V62ZM91 60H93L92 58H91ZM106 60H103L104 61V63H108ZM119 60H118V62H119ZM124 59H122V61H123ZM142 60V59H141ZM140 60V61H141ZM163 60H165L164 58H163ZM163 60H162V63H163ZM233 60V59H232ZM231 60V62L230 63H228L227 64V66L229 65V64H233V66H231V65H229V67H230V69L227 67V71H225V72H229V70H230V72L232 73V74H230V72H229V75H232V78H231V82L230 83H232V79L235 77V75H233L234 73H233V71H231V69H233L235 66H239V64H237V65H235V63H234V61H232ZM239 60V61H238ZM246 60V59H245ZM245 60H244V62H245ZM106 61V62H105ZM117 61V60H116ZM122 61H120V62H122ZM133 61V62H134ZM154 61V60H153ZM172 61V60H171ZM171 61H169V63L167 64V65H164L165 63H163V65H162V63L160 62V60H156V58H155V63L157 64V62H160V63H158L157 65L159 66L160 64L162 65V66H164L165 68L168 66V65H170L171 63ZM247 61V60H246ZM111 62H113V61H111ZM132 62V63H133ZM174 62V61H173ZM189 63L191 62V61H188ZM187 62V63H188ZM193 62V61H192ZM197 62V61H196ZM196 62H194V63H196ZM227 62V61H226ZM244 62H241V67H245V64H248V62L247 63H245L244 64V66H242L243 64L242 63H244ZM109 63H110V61H109ZM108 63V65H110ZM116 63V62H115ZM114 63V64H115ZM123 63V62H122ZM138 63V62H137ZM175 63V62H174ZM179 63V65L180 64H182V63H180V62H178ZM178 63H177V67H175V64H173V67H175V68H177L178 69ZM184 63V65H185V63L186 62H183ZM223 63V64H222ZM257 63H259V62H257ZM103 64V63H102ZM113 64V65H114ZM155 64V65H156ZM198 64V63H197ZM197 64H196V66H197ZM198 64V65H199ZM218 64V65H217ZM250 64V63H249ZM248 64V65H249ZM105 65V64H104ZM121 65V64H120ZM120 65H119V67H120ZM131 65H133V64H131ZM139 65V64H138ZM157 65H156V68H158V69H160V66L159 67H157ZM192 68L194 67V66H192V65H195V64H193L192 63V65L191 64H189ZM189 65H185L186 66V70L188 71V69L189 68H187V66L189 67ZM248 65H247V67H245V68H249L248 67ZM253 65V66H254ZM261 64H259V66H260ZM60 66L61 67H64V69H63V71H62V69L60 68ZM72 66V65H71ZM75 66V65H74ZM107 66V65H106ZM117 66H118V64H117ZM122 66V65H121ZM137 66V65H136ZM181 66V68H182V66L183 65H180ZM184 66V67H185ZM250 66V65H249ZM13 67L15 68V69H13ZM103 67H105V66H103ZM109 67H111V66H109ZM109 67H108V69H109ZM138 68H140L141 69V67H139V66H137ZM137 67H136V69H137ZM232 67V68H231ZM240 67V68H241ZM251 67V66H250ZM258 67V66H257ZM60 68V69H59ZM98 68V67H97ZM101 68V67H100ZM107 68V67H106ZM106 68H104V70L106 69ZM122 68V67H121ZM124 68V67H123ZM130 68V67H129ZM162 68V67H161ZM165 68H163L164 70H165ZM197 68V67H196ZM198 68V69H199ZM223 68V67H222ZM253 68H256L255 66L253 67ZM252 68V69H253ZM260 68H261V66H260ZM262 68L264 69V65H263V63H262ZM261 68V69H262ZM114 69V68H113ZM119 69V68H118ZM142 69H143V67H142ZM146 69V68H145ZM157 69V70H158ZM177 69H175V70H177ZM180 69V68H179ZM207 69V70H208ZM219 69H220V71H219ZM226 69V66L224 67V70ZM239 69V68H238ZM243 68H241L240 69V72H241V70H242ZM251 68H249V72H251L250 70H252ZM259 69V68H258ZM263 69L262 70H260V72L261 71H263ZM58 70H60L59 72H58ZM71 70V69H70ZM123 70V69H122ZM134 70V69H133ZM132 70V71H133ZM156 70V69H155ZM185 70V69H184ZM196 70V69H195ZM234 70V69H233ZM237 69H235V71H236ZM244 70V69H243ZM246 70V69H245ZM244 70V71H245ZM258 70V71H259ZM97 71V70H96ZM109 71L111 72V70L109 69ZM114 70H112V72H113ZM115 71H116V69H115ZM117 71H119V70H117ZM139 71V70H138ZM145 71V70H144ZM148 71V70H147ZM159 72H160V70H158ZM174 71V70H173ZM190 72H191V69L189 70ZM188 71V72H189ZM193 71H194V68H193ZM197 71H198V74H199V71H200V69L199 70H196V73H197ZM36 72H46V74H48L49 76H50V80H51V82H53V85L55 86V89L54 90H50L49 92H48V94H47V96L45 97V96H43V94H42V91L40 92V89H42V86H37L36 88H35V92L34 93H32L31 94V96L32 95H34V96H32V97H29L27 94H28V92H24V93H20V94H17V95H13L14 94V90H11V91H8L7 89H6V87H7V85H8V83H9V79H10V77L14 74V73H17V75H18V78L16 79V80H19V81H21V80H25V81H32L31 80V78L34 76V73H36ZM122 72V71H121ZM142 72V71H141ZM162 73H163V70L161 71ZM160 72V73H161ZM188 72H184V73H188ZM201 72V71H200ZM239 73V75H238V73ZM240 72L237 70L236 71V74H237V76L239 77V81H240ZM246 72V74L245 75H243V79L241 78V80H243V81H245V80H249V77H248V74H249V72H248V70H246L245 71ZM257 73V71H254V73ZM116 73V72H115ZM119 73H120V71H119ZM136 73H138V75L136 74ZM135 74L138 76V77H136V78H138L139 79V75L140 74H143V73H140L139 74V72H136ZM145 73H147V75L145 74ZM144 74H145V77L147 76H149V74H148V72H145ZM159 73V74H160ZM167 73V72H166ZM180 73V72H179ZM178 73V74H179ZM182 73V72H181ZM194 73V72H193ZM192 73V74H193ZM243 73V72H242ZM114 74V73H113ZM123 74V73H122ZM129 74V73H128ZM131 74H133V73H131ZM154 74V73H153ZM176 74V73H175ZM262 74V73H261ZM15 75V74H14ZM110 75V74H109ZM109 75H108V77H109ZM117 75V74H116ZM115 75V77H117L116 79H118V76H116ZM123 75H125V77L123 76ZM123 75H121V80H120V82H118L120 85H119V87L118 88H121V87H126V86H130V88L129 87H127V88H129L128 90H130L131 88H132V90L135 92L136 90L135 89H137L138 87H140L139 86V83L137 84L136 82H141L140 84H142V86H143V84L144 83H142V81H144V82H147L146 81V79H148V78H152V75H150L148 78H142V76H141V79H139L138 81L136 80V79H134V78H131V76H135V75H129V76H127L126 75V73L125 74H123ZM157 75H158V73H157ZM195 75V74H194ZM197 75V74H196ZM223 75V74H222ZM224 75H226V76H229V75H227V74H224ZM223 75V76H224ZM251 75H253V72L250 74V76ZM254 75H256V74H254ZM257 75H259V72L257 73ZM256 75V76H257ZM264 75V74H263ZM112 76L113 75H111V78H112ZM154 76H156V75H154ZM185 76H186V74H185ZM188 76V75H187ZM190 76H192V75H190ZM189 76V77H190ZM16 77V76H15ZM143 77H144V75H143ZM163 77V76H162ZM176 77H177V75H176ZM230 77V76H229ZM238 77L237 78H235V79H238ZM252 77V76H251ZM259 77V76H258ZM257 77V79H255L256 81H258V79H260V78H258ZM263 77V78H262ZM261 78L262 79H264V76H262ZM107 78V77H106ZM114 78V77H113ZM157 78V77H156ZM156 78H154L153 77V79H156ZM159 78V77H158ZM166 78V79H167ZM215 78V79H214ZM228 78V77H227ZM226 78V79H227ZM84 79V78H83ZM109 79H110V77H109ZM108 79V80H109ZM142 79H145V80H142ZM230 79V78H229ZM234 79V80H235ZM250 79H253V77L252 78H250ZM11 80V79H10ZM150 80H152V79H150ZM162 80H163V78H162ZM187 80H188V83H187ZM215 81V82H212V81ZM219 80L222 82V84L220 85L221 86V88H216V90L215 91H217L218 90V92H217V94L214 96V98H204V99H201V98H203V97H206V96H201V98H199L197 95H198V93L199 92H197V91H201V90H212L213 89V91H214V88L216 87L215 85V83H216V81H217V84H219L220 82H219ZM153 81V80H152ZM152 81H150V82H152ZM159 81V80H158ZM158 81H156V82H158ZM191 81L193 82V83H191ZM238 81V84L240 85H238L237 84V82H235L236 84H234L233 83V85H235L234 86V89L235 88H239V87H241V85H245V83L247 82H244V83H241V82H239ZM83 82V81H82ZM137 84L136 86H138L137 88L136 87H134L135 86V83ZM160 82V81H159ZM158 82V83H159ZM162 83H160V84H157V83H155L154 81L152 82L153 84L155 83V84H157V86L158 85H160L161 86V84H163V81H161ZM189 82H190V84H189ZM219 82V83H218ZM252 82V80L250 81V83ZM260 82V81H259ZM262 82V81H261ZM260 82V84H261V87H263L262 85H263V83H264V81H263V83H261ZM152 83H150V85H151V87H150V85L148 86V87H150V88H152V90H153V87H156L155 85H153ZM164 83H166L167 85H168V81L167 82H165V80H164ZM249 83V82H248ZM248 83H246L247 85H245L246 86V90H247V86H249L250 85V83H249V85H248ZM146 84V83H145ZM189 84V85H188ZM191 84L194 86H192L191 87ZM60 85V86H59ZM126 85V86H125ZM134 85V86H133ZM147 85H148V82H147ZM146 85V86H147ZM231 85V86H230ZM236 85L238 86V87H236ZM244 85L242 86V88L244 87ZM252 85H255L254 83L252 84ZM258 86H259V83L257 84ZM83 86H84V84H83ZM87 86H89V85H86V86H84V88L86 87L87 88ZM133 86V87H132ZM164 86H165V84H164ZM163 85H162V88L164 87ZM74 87V88H73ZM167 87V86H166ZM166 87H165V90H166ZM172 87H171V90H172ZM212 87V88H211ZM217 87H219V86H217ZM252 87H254V86H251V88ZM257 87V86H256ZM256 87H254V88H256ZM261 87H258V89L257 90H259V88H261ZM83 88V90H85ZM90 88V87H89ZM105 88V87H104ZM118 88H116L117 90H119ZM141 88V87H140ZM211 88V89H210ZM245 88V87H244ZM158 89V88H157ZM160 89V88H159ZM173 89V90H174ZM233 89V90H234ZM253 89V88H252ZM252 89H250V92L252 91ZM255 89V90H256ZM263 89V88H262ZM87 90V92H88V90H90V89H86ZM132 90H130V91H132ZM145 90V89H144ZM239 90H240V88H239ZM242 90V89H241ZM240 90V91H241ZM245 90V91H246ZM27 91H28V89H27ZM46 91V90H45ZM97 91V90H96ZM100 91H101V93L98 95V97H96L97 99L100 97V99H101V101H100V99L99 100H95V101H100L99 103H101V102H105V101H102L103 100V98H104V96H106V95H104L103 96V98H101V96L103 95V94H105L104 93V91L103 90H101L100 89ZM112 91V90H111ZM132 91V92H133ZM154 91V90H153ZM159 91V90H158ZM174 91V92H175ZM193 91H196L197 92V94L195 93H193L192 94V92ZM214 91V92H215ZM260 91H261V89H260ZM7 92H9V94H6ZM90 92H91V90H90ZM93 92H95L94 90H93ZM117 92V91H116ZM148 92V91H147ZM166 92V91H165ZM191 92V93H190ZM201 92H203V91H201ZM233 92V93H232ZM31 93V92H30ZM45 93V92H44ZM73 93V92H72ZM71 93V91H70V95L72 94ZM89 93V92H88ZM92 93V92H91ZM103 93V94H102ZM119 93V92H118ZM123 93H124V90H123ZM126 93V92H125ZM123 94V95H126V97H127V93L126 94ZM156 93V92H155ZM169 93H170V90H169ZM239 95H238V94ZM252 93L253 92H251V94L250 95H252ZM256 93H257V95L258 96H256ZM73 94H75V92L73 93ZM95 94V93H94ZM113 94H114V92H113ZM135 94L137 95V92H135ZM135 94H133V96L131 97V98H133V99H138V95L136 96ZM143 94V93H142ZM147 94V96H149ZM162 94H163V92H162ZM167 93H164V95H166ZM235 94V96H233ZM116 95V94H115ZM159 95V94H158ZM170 95H171V93H170ZM172 95H173V93H172ZM173 95V96H174ZM192 95H193V97H194V95H196V97L194 98L195 99V101H190L191 99L190 98H193L192 97ZM202 95H204V93L202 94ZM208 95V94H207ZM237 95V96H236ZM71 96H73V95H71ZM95 96H97V95H95ZM134 96H136V98H134ZM146 96V97H147ZM167 96V95H166ZM256 96V98H254ZM60 97V98H59ZM80 97V96H79ZM130 97V96H129ZM168 97V96H167ZM175 97H173L174 99H175ZM211 97V96H210ZM233 97H235L234 98V101H235V99H238V101L235 103L234 101V104H236L235 106H233L234 104L233 103H231V101L233 100ZM93 98V97H92ZM106 99H107V97H105ZM104 98V99H105ZM196 98L198 99V100H196ZM129 99V98H128ZM153 99V100H152ZM93 100V99H92ZM141 100V99H140ZM143 101H144V99H142ZM146 100V99H145ZM148 100H146L147 102H148ZM156 100V101H155ZM251 100V101H250ZM57 101V100H56ZM55 101V102H56ZM129 101V100H128ZM165 101H166V103L169 101V99H168V101L165 99ZM251 102V104L248 106V104ZM111 101H109L108 103V105H110V104H112L113 103V101H112V103H110ZM114 102H117V101H114ZM132 102L133 103H136V101H134V100H132ZM132 102H128V103H131V104H128L127 103V101L125 102V103H119L118 102V104L120 105H118L117 106V103H116V108L118 109V111L120 110V111H124L125 110V107H127L128 105H133L132 104ZM163 102V103H162ZM127 103V104H126ZM144 103V107H145V102H143ZM169 103V102H168ZM137 104V103H136ZM135 104V105H136ZM141 104H142V102H141ZM140 104V106H141V108L143 107L142 105ZM149 104V103H148ZM229 104H232V106H231V108H230V105ZM30 105H34V108H35V105H38V110L37 111H35L34 109H32V110H34V112L33 113H29V112H27L26 111V109L27 108H29L30 107V109H31V106ZM112 105H114V104H112ZM102 106V105H101ZM138 105H136L135 107H137ZM89 106H87V108H88ZM91 107H92V105H91ZM130 107V106H129ZM132 107H134V106H132ZM47 108V107H46ZM69 108V109H68ZM71 107H67V108H65V110H63V112L64 111H67L66 109H68V110H70V109H72ZM113 108V107H112ZM148 108V107H147ZM171 108V109H170ZM30 109L28 110V111H30ZM76 109V108H75ZM89 109V111H90V113H97L98 114V112L96 111V110H94L95 108H88ZM87 109V110H88ZM108 109V108H107ZM137 109H139L140 110V108H139V106H138V108ZM167 109V108H166ZM165 109V111L167 112V110ZM74 110V109H73ZM242 110H244V113L242 114V116H239L240 114H236V112H241ZM86 111V110H85ZM99 111V110H98ZM129 111V110H128ZM132 111H134V110H132ZM132 111H129V112H131L132 113ZM138 111V110H137ZM164 111V113L165 114H163V115H166V112ZM234 111H236V112H234ZM31 112V111H30ZM82 112V111H81ZM238 112V113H239ZM259 112V113H258ZM87 113H89V112H87ZM106 113V112H105ZM104 113V114H105ZM124 113V112H123ZM68 114H70V113H68ZM133 114V113H132ZM189 114H190V116H189ZM192 114H194V116L192 115ZM45 115V114H44ZM43 115V116H44ZM74 115V114H73ZM106 115V114H105ZM129 115V114H128ZM167 115H168V113H167ZM47 116V115H46ZM58 116V115H57ZM90 116V115H89ZM124 116H125V113H124ZM130 116V115H129ZM129 116H127V117H129ZM138 115L136 114V116H135V112H134V115L133 116H131V119H132V117L134 118V117H137ZM189 116V118H192V122H193V126H190V125H187L186 124V122H187V120H186V118ZM192 116V117H191ZM239 116V117H238ZM253 116H255V115H253ZM108 116H105V117H103V123H104V120H111V118L109 117V118H107ZM126 117V116H125ZM169 117V116H168ZM45 118V117H44ZM138 118V117H137ZM188 118V119H189ZM28 119V120H27ZM54 118H52V119H49V121L51 120V124H52V120H53ZM57 120H58V118H56ZM64 119V118H63ZM89 119H90V117H89ZM89 119H87V121L86 122H88L89 121ZM124 119V118H123ZM127 120V121H132V120ZM241 119V120H240ZM244 119V118H243ZM252 119V118H251ZM139 120V121H138ZM138 120H137V122H136V124H138V123H140V119L138 118ZM246 120V119H245ZM53 121H55V119L53 120ZM84 121V122H85ZM90 121H91V119H90ZM125 121H126V118H125ZM134 121H136L135 119H133V121H132V123H135ZM142 121V120H141ZM191 121V119L188 121V122H190ZM246 121H248V120H246ZM252 121V123H254L255 121L252 119L251 120ZM251 121L250 122H247V123H250V124H252L251 123ZM25 122V121H24ZM56 122V121H55ZM54 122V123H55ZM85 122V123H86ZM41 123H43L42 125H40ZM60 123V122H59ZM89 123V122H88ZM88 123H86L85 125H87ZM126 123H128V122H126ZM142 124V125H144V126H147V124ZM159 123V122H158ZM158 123L156 124V126L158 125ZM161 124H163L162 123V121L160 122ZM48 124V123H47ZM51 124H49V125H51ZM57 124H58V121H57ZM141 124V123H140ZM150 124V123H149ZM188 124H190V123H188ZM255 124V125H256ZM259 124H262V122H260ZM263 124H264V120H263ZM262 124V125H263ZM5 125H4V127H5ZM14 126V129H16V127L17 126ZM45 125H46V123H45ZM60 125H61V123H60ZM152 125H149L148 127L151 129V127H152ZM242 126H240V129H238L239 127H237V129H238V132H239V130H241V128L243 127V125H244V121H243V123L241 124ZM247 124L245 123V125H244V127L246 126ZM249 125V124H248ZM254 125V124H253ZM262 125H260L261 126V128L263 129V127L264 126H262ZM2 126V127H1ZM10 127V128H8V127ZM26 126V125H25ZM24 126V127H25ZM33 126V125H32ZM32 126H30V127H32ZM47 126V125H46ZM46 126H44V127H46ZM53 126H54V124H53ZM55 126H56V124H55ZM54 126V127H55ZM97 127H98V125H96ZM120 126V125H119ZM118 126V127H119ZM136 125L134 124V126H131V127H135ZM159 126H160V124H159ZM162 126L163 125H161V127H159V129L161 130V131H163L161 128H162ZM257 126H259V125H257ZM23 127V128H24ZM59 126H57L56 128H58ZM61 128H62V126H60ZM108 127V126H107ZM129 127V126H128ZM139 126H137L136 128H138ZM141 127V126H140ZM147 127V128H148ZM243 127V128H244ZM52 128V127H51ZM104 128H103V130H104ZM142 128H143V126H142ZM148 128V129H149ZM157 128V127H156ZM258 128V127H257ZM260 128V130H262ZM13 131H14V129H13V127L11 128ZM18 129V128H17ZM30 129V128H29ZM45 130H46V128H44ZM50 129V127H48L47 128V131ZM53 129V128H52ZM135 129V128H134ZM164 129V128H163ZM168 129V130H169ZM244 129V130H245ZM19 130V129H18ZM34 132L35 131H38V130H34V129H32ZM45 130H42L41 132H42V134L44 133V131ZM51 130V129H50ZM56 130V129H55ZM76 130H74L75 132H76ZM120 130L122 131L123 130V128L121 127L120 128ZM157 130V129H156ZM207 130H210V132L209 131H207ZM259 130V131H260ZM3 131V130H2ZM13 131H12V133H13ZM22 131V130H21ZM57 131H58V129H57ZM59 131H60V128H59ZM116 131V130H115ZM140 131V130H139ZM148 131V130H147ZM158 131V130H157ZM171 131V130H170ZM169 131V132H170ZM204 131L206 132H209L208 134H207V132L206 133H204ZM264 131V130H263ZM40 132V133H41ZM49 132V131H48ZM165 132L166 131H164V134H165ZM237 132V131H236ZM257 132V131H256ZM4 132H2V134H3ZM9 133H11V132H9ZM11 133V134H12ZM17 133V132H16ZM20 133V132H19ZM19 133H17V134H19ZM56 133V132H55ZM54 133V134H55ZM189 133H190V135H189ZM197 132H195V134H196ZM204 133V134H203ZM239 133V134H240ZM39 134V133H38ZM45 134V133H44ZM51 134H52V132H51ZM84 134H85V136H84ZM117 134V133H116ZM146 134V133H145ZM161 134V133H160ZM169 134H171V133H169ZM198 134V133H197ZM196 134V135H197ZM198 134V135H199ZM208 135L207 137L205 136V135ZM212 134L214 135V137L212 136ZM222 134H224V136H221ZM234 134V133H233ZM261 134L263 135V136H261ZM6 135L7 136H10V137H12L11 135H8L7 133H6ZM12 135H16L15 133H13ZM21 135H22V133H21ZM40 135V134H39ZM48 135V134H47ZM155 135V136H154ZM228 135V136H229ZM240 135V136H241ZM248 135V137L249 136H251V134L249 135V133L247 134ZM246 135V136H247ZM23 136H24V134H23ZM42 136V135H41ZM55 137L57 136V133L54 135ZM97 136V137H98ZM99 136V137H100ZM149 136V137H148ZM163 135H161L160 137H162ZM200 136V135H199ZM242 136V137H243ZM253 136V135H252ZM1 137H3V135L1 136ZM27 137H30V136H28V135H26V138ZM54 137V138H55ZM158 137H159V135H158ZM164 137V136H163ZM195 135H194V138L193 139H195ZM209 137V138H210ZM222 137H224V139H226V140H224V141H220V138L222 139ZM230 138H231V135L229 136ZM255 137V136H254ZM7 138V137H6ZM5 138V139H6ZM9 138V137H8ZM51 138V137H50ZM114 138V139H113ZM180 138V139H179ZM188 138V140H190ZM218 138V139H217ZM228 138V137H227ZM260 138V139H259ZM1 139V138H0ZM4 139V140H5ZM16 139V138H15ZM42 139H44V141L46 140L47 142H48V139L46 138L45 139V135H43V138ZM192 139V140H193ZM197 139V138H196ZM194 140V142H196V141H198V140ZM213 139L210 141L211 143L210 144H214V143H212V141H213ZM242 139V138H241ZM244 139V138H243ZM24 140H25V138H24ZM28 138L25 140L26 142H25V144L27 143V144H29L28 143ZM51 140H54V139H51ZM50 140V141H51ZM94 140V141H93ZM200 140L201 141H203L204 139H201L200 138ZM199 140V141H200ZM205 140L203 141V143L205 142ZM230 140V139H229ZM247 140V141H246ZM249 140V141H250ZM259 140H260V142H259ZM6 141V140H5ZM7 141H8V139H7ZM11 141H12V139H11ZM30 141V140H29ZM32 141V140H31ZM43 141V140H42ZM179 141V142H178ZM199 141H198V145L200 144L199 143ZM200 141V142H201ZM225 141H228L226 144H225ZM259 143H261L260 145H258L257 143L258 142ZM36 142H38V141H36ZM36 142H34V145H35V143ZM56 143H58L59 142V140L57 141H55ZM215 142V143H216ZM6 143V142H5ZM16 142H14V144H15ZM31 143V142H30ZM193 142L191 141L190 142V144H192ZM197 143V142H196ZM196 143H195V145H196ZM202 143V142H201ZM207 143H209V141L207 142ZM206 143V144H207ZM2 144H4V143H2ZM1 144V141H0V145L1 146H3ZM10 144V143H9ZM16 144H18L19 145V142L18 143H16ZM23 144V143H22ZM32 144V143H31ZM37 144V143H36ZM39 144H41V143H39L38 142V145ZM180 144V143H179ZM217 144V143H216ZM5 145V144H4ZM6 145H7V143H6ZM18 145H16V146H18ZM30 145V144H29ZM182 145V144H181ZM180 145V146H181ZM201 145V144H200ZM200 145H199V148H200ZM227 145V146H226ZM228 145H230V148H231V146L232 147H234V148H236L237 146V150H232L233 148H229V152H228ZM234 145H237V146H234ZM15 146V147H16ZM31 146H33V145H31ZM37 146V145H36ZM40 146V145H39ZM201 146H203V145H201ZM204 146H205V144H204ZM220 146V149L218 148ZM20 147V146H19ZM30 147V146H29ZM33 147H35V146H33ZM135 148L134 149V151L132 150V148ZM192 147V146H191ZM191 147L189 146V149H191ZM208 147H210V146H207V148ZM217 147V148H216ZM5 148V147H4ZM7 148V147H6ZM5 148V149H6ZM179 148V147H178ZM198 148V149H199ZM202 148H204V147H202ZM210 148H213L212 147V145H211V147ZM1 149V148H0ZM1 149V151H2V153L3 154H6L7 156H9L8 155V152L10 153L11 151H10V149L8 150V149ZM21 149V148H20ZM23 149H25L26 150V148H23ZM36 149V147L34 148V149H32V150H35ZM63 149V150H62ZM188 149V148H187ZM226 149H227V151H226ZM240 149V150H239ZM17 150H18V147H17ZM24 150V154L25 155H28V154H26L27 152H28V150H27V152ZM60 150H58V151H60ZM202 150V151H201ZM203 150L204 149H200V152H203ZM206 150V151H205ZM204 150V153L206 152L207 153V151H209V152H211L212 153V151H210L209 149L207 150V149H205ZM231 150L232 151H234L233 153L231 152ZM14 151H16V149L14 150ZM13 151V152H14ZM23 151V150H22ZM181 151V152H180ZM186 152H187V150H185ZM190 151V150H189ZM226 151V153H224ZM12 152V153H13ZM17 152H19V151H17ZM16 152V153H17ZM26 152V153H25ZM38 152H39V150H38ZM186 152H185V154H186ZM200 152H197L198 154V156H199V153ZM34 153V152H33ZM33 153H30L29 154V156H30V158L32 157V154ZM36 153H37V151H36ZM36 153H35V156L36 157H38L37 155H36ZM41 153V152H40ZM43 153V152H42ZM190 153H192V152H190ZM189 153V155L191 156V154ZM194 153V152H193ZM38 154V153H37ZM44 154V153H43ZM183 154V153H182ZM208 154V153H207ZM216 154V153H215ZM231 154H233V155H231ZM12 155V154H11ZM17 155V154H16ZM39 155V154H38ZM42 155V154H41ZM71 155H70V157H71ZM200 155H203L202 153L200 154ZM205 155V154H204ZM14 156V155H13ZM63 155H61L60 157H62ZM190 156H187L188 158L190 157ZM193 156H195V155H193ZM192 156V157H193ZM198 156H196V157H194L195 159H194V161H197L196 159H198ZM207 156V155H206ZM1 157V156H0ZM10 157V156H9ZM19 157V156H18ZM67 157V156H66ZM66 157H64V159L66 160ZM184 157V156H183ZM185 157H186V155H185ZM184 157V158H185ZM191 157V158H192ZM214 157V155H213V153H212V157H211V154L209 155V159H211L210 160V162L212 161H214V160H212V158ZM223 158V156L221 155V156H218V158ZM238 157H239V155H238ZM259 157H261V159L259 158ZM16 157H14V159H15ZM24 158V157H23ZM29 158V157H28ZM29 158V159H30ZM54 158V157H53ZM63 158V157H62ZM202 158H204V156H202ZM215 158H217L216 157V155H215ZM217 158V159H218ZM220 158H219V160L218 161H220ZM224 158V159H225ZM259 159V161H258V159ZM3 159V158H2ZM21 159H22V156H21ZM27 159V158H26ZM34 159H35V157H34ZM64 159H63V162H64ZM206 159H207V157H206ZM214 159V158H213ZM225 159V160H226ZM33 160V159H32ZM37 160V159H36ZM189 160H190V158H189ZM188 160V161H189ZM192 160V159H191ZM199 161H201L202 159H201V156H200V159H198ZM216 160V159H215ZM235 160H237V156H236V158H235ZM256 160L258 161V162H260L261 161V163H257L256 162ZM12 161H13V159H12ZM22 161H23V159H22ZM27 161H29V160H27ZM38 161V160H37ZM60 161V160H59ZM66 161H68L69 162V164H70V160L69 159H67ZM186 162L187 161V158H186V160H183V162ZM193 161V160H192ZM192 161H190L191 163H192ZM193 161V162H194ZM199 161H197V162H199ZM203 161V160H202ZM204 161H205V159H204ZM203 161V162H204ZM222 161L224 162V160L222 159ZM228 161H226V162H224V163H226L225 165H227L229 162ZM238 161V160H237ZM236 161V162H237ZM15 162V161H14ZM54 162H56V161H54ZM53 162V163H54ZM63 162H60V164L59 165H61V163H63ZM184 162V164H186ZM208 162H209V160H208ZM208 162L206 161L205 163L207 164V167H208ZM212 162H211V164L210 165H213L212 164ZM217 161H215V163H216ZM228 162V163H227ZM236 162H232L231 163V165H232V167H233V163H236ZM239 162H240V159H239ZM1 163V162H0ZM4 163H6L5 161H4ZM19 163V162H18ZM28 163V162H27ZM38 163V162H37ZM58 163V162H57ZM222 162H220V163H218V164H221ZM33 163H31V166L34 168V165H32ZM40 164V163H39ZM56 164V163H55ZM74 164V163H73ZM73 164H71V165H73ZM183 164V165H184ZM194 164V165H193ZM193 164H191L192 165V167L193 166H195V165H197V164H195V162L193 163ZM201 164H202V166H204L203 165V163L201 162ZM201 164L199 165L198 164V166H201ZM205 164V165H206ZM223 164V163H222ZM221 164V165H222ZM237 164V163H236ZM243 164V165H244ZM259 164H260V166H259ZM22 165V164H21ZM29 165V164H28ZM42 165V164H41ZM40 165V166H41ZM58 165V164H57ZM70 165V166H71ZM210 165H209V167H210ZM217 165V164H216ZM216 165H214V166H216ZM220 165V166H221ZM228 165H230V164H228ZM231 165H230V167L229 168H227L228 166H226V168L227 169H230L231 168ZM31 166H29L30 168H31V170H32V167ZM52 166L54 167L55 165H51V168H52ZM74 166V165H73ZM75 166H77L76 164H75ZM178 166H181V163H180V165L178 164ZM219 166V167H220ZM4 167V166H3ZM59 167L60 166H58V170H59ZM62 168L63 167H65V166H61ZM169 167V168H168ZM191 167V168H192ZM212 167V166H211ZM238 167V166H237ZM245 167V168H246ZM36 168H39V172L38 173H40V171H42V166L41 167H36ZM40 168H42L41 170H40ZM50 168V170L52 171V172H54V176H55V178L57 177V175H56V172H58V170L55 172L54 170H53V168L51 169ZM76 168V167H75ZM183 168V167H182ZM184 168H188L186 165H185V167ZM183 168V169H184ZM193 168H195V167H193ZM201 167H197L196 168V171H197V169H198V172H194V173H196V175H193V176H196V180H197V182L200 180H204L205 181V179H208V178H205L204 179V177H207V172H205V171H207V169L208 168H206V170H204L203 171V169H202V171L204 172V174L201 172V169H200ZM221 168L222 169H224L223 168V166H221ZM220 168V169H221ZM225 168V169H226ZM235 169H237L236 167H234ZM55 169V168H54ZM183 169L181 170V167H180V169H174V172H177L178 174L179 173H181L182 174V172L184 173V175L183 176H185V175H187V174H185V172L183 171ZM200 169V170H199ZM10 170V169H9ZM12 170V172H13V169H11ZM34 170V169H33ZM62 170H65V172L66 171H69L68 169L66 170V169H62ZM76 170V169H75ZM75 171L74 173L75 174H78L79 173V171H81V170H79V171ZM179 170H181L180 172H178ZM185 170V169H184ZM190 170V169H189ZM191 170H193V169H191ZM214 170H215V167H214ZM244 170V169H243ZM6 171V170H5ZM19 171V170H18ZM17 170H16V172H18ZM46 171H48L47 169H45V172ZM49 172L50 174L52 173V172ZM71 171V173L73 174V172H72V170H70ZM69 171V172H70ZM194 171H195V169H194ZM219 171V170H218ZM245 171V170H244ZM252 171V172H253ZM7 172H9V171H7ZM15 172V173H16ZM37 172V170H35V173ZM44 172V169H43V173H45ZM62 173H59L60 175H62L63 173H64V171H61ZM68 172V173H69ZM189 172V171H188ZM226 172H227V170H226ZM19 173V172H18ZM37 173V174H38ZM47 173V172H46ZM67 173V172H66ZM166 173H167V175H166ZM171 173H173V171H171ZM170 173V174H171ZM189 173H191V172H189ZM228 173V172H227ZM234 173V172H233ZM53 174V173H52ZM79 174H81V173H79ZM79 174L77 175V176H79ZM212 174H211V176H212ZM31 175V174H30ZM36 175V174H35ZM42 176L41 175V173L40 174H38L36 177H38V176ZM46 175H48V174H46ZM64 176H66V178H67V180L68 179H70V175L69 174H66L65 175V173L63 174ZM62 175V176H63ZM116 175V176H115ZM166 175V177L164 178V176ZM175 175H177L176 173L174 174V177H175ZM206 175V176H205ZM44 176V175H43ZM42 176V177H43ZM50 175H48V177H49ZM52 176V179L53 180H55V178H54V176L53 175H51ZM50 176V177H51ZM64 176H63V178H64ZM116 177V179H118V176H119V179L120 180H116V179H114L115 177ZM180 175H178V177H179ZM188 176V175H187ZM1 177V176H0ZM60 179L62 178V177H60V176H58ZM58 177L56 178V180H58ZM73 177V176H72ZM75 177V176H74ZM79 177H81V176H79ZM81 177V178H82ZM91 177V176H90ZM170 177H171V175H170ZM173 177V176H172ZM173 177V178H174ZM186 177V176H185ZM209 177V176H208ZM223 177V176H222ZM18 178V177H17ZM16 178V179H17ZM44 178V177H43ZM81 178H80V180H81ZM191 178L193 179V177H192V175H191ZM244 178H246V179H248V180H251V185L253 184H255L253 187L250 185V187H248L247 189L245 188V187H247V185H249V181L248 180H245V181H247L248 182V184H247V182H245L246 183V186L244 187L245 189H246V191L248 192V190H249V188H250V191L252 190V192L254 191L255 192V194H250V192L248 193V194H250V196L252 197H250V196H248V200H249V197L251 198V200L250 201H246L245 199L247 198L245 195H244V193H243V197L245 196L246 198L244 199L243 197H241L242 195H240V194H242V192H243V190H240L241 191V193H239V192H237V191H239V189H241L240 188V183H239V180L241 179V180H243ZM249 178H256L255 180H254V182L255 183H252L253 182V179H249ZM12 179V178H11ZM10 179V180H11ZM38 179H42V178H39L38 177ZM37 179V180H38ZM47 179V178H46ZM74 179H77V177H75ZM73 179V180H74ZM79 179V178H78ZM86 179V178H85ZM93 179V178H92ZM123 180V184L121 183L120 184V181H122ZM167 179H171V178H166V180ZM210 179V178H209ZM225 179V180H226ZM19 180V179H18ZM63 179H61V181H62ZM115 180V182L116 181H119V182H117L116 184L115 183H113V181ZM184 180V181H183ZM195 180V179H194ZM193 180V181H194ZM240 180V182H242ZM21 181V180H20ZM42 181V180H41ZM40 181V182H41ZM44 181H45V178H44ZM44 181H42V182H44ZM50 181H52L51 179H48V182L47 181H45V182H47V183H50ZM151 181V182H150ZM158 181V182H159ZM171 180L169 181V183H167L166 181H165V183L166 184H170V185H172V187L171 186H169L168 185V187H170V188H174L173 187V182H172ZM207 181V180H206ZM205 181V182H206ZM11 182H12V180H11ZM23 182V181H22ZM21 182V183H22ZM39 182V181H38ZM52 182H54L55 184L57 183L56 181H52ZM60 181H58V183H59ZM68 182H70V180H68ZM68 182L67 183H64V182H60V183H64V185L66 184H68ZM71 182H72V180H71ZM226 182V181H225ZM226 182V183H227ZM24 183V182H23ZM57 183V184H58ZM89 183V182H88ZM157 183V182H156ZM155 183V184H156ZM160 183V182H159ZM210 183H212L211 181H210ZM209 183V184H210ZM45 184V183H44ZM54 184V185H55ZM72 184V183H71ZM70 183H69V186H72V187H74L73 186V184L71 185ZM118 184H120V185H118ZM149 184H151V185H149ZM204 184V183H203ZM208 184V183H207ZM215 184V183H214ZM216 184H217V182H216ZM215 184V185H216ZM3 185V184H2ZM1 185V186H2ZM28 185V184H27ZM85 185V184H84ZM84 185H82V186H84ZM118 185V186H117ZM205 185V184H204ZM4 186V185H3ZM33 186H34V184H33ZM36 186V188H37V185H35ZM45 186V185H44ZM53 186V185H52ZM62 186V185H61ZM79 186V185H78ZM81 186V185H80ZM163 186V185H162ZM192 187L193 189H191L190 187ZM227 186V185H226ZM226 186H222L223 188H225ZM244 186V185H243ZM7 187V186H6ZM46 187V186H45ZM67 187V186H66ZM195 187V186H194ZM203 187V186H202ZM260 187V188H259ZM5 188V187H4ZM9 188V187H8ZM8 188L6 189V190H8ZM18 188V187H17ZM21 188V187H20ZM40 188H41V186H40ZM39 188V189H40ZM69 188L70 187H68L67 189L69 190ZM90 188V187H89ZM94 188V187H93ZM2 189V188H1ZM42 189V188H41ZM45 189V188H44ZM79 189V188H78ZM86 189V186H85V188L83 187V189H80L81 190V192H80V190H76V189H72L71 188V190L70 191H75V192H73V193H75L76 194V192L78 193L79 192V197L81 196L80 194H82L83 192H82V190H85ZM198 189V188H197ZM226 189V188H225ZM232 189V190H233ZM243 189V188H242ZM262 189V188H261ZM260 189V190H261ZM5 189H4V191H6ZM66 190V189H65ZM87 191H88V193H89V196H87L86 198H88V197H90V193L91 192H93V191H90V190H88V189H86ZM106 190V189H105ZM160 190V191H161ZM196 190V189H195ZM203 190H207V192L205 191H203ZM218 190V191H217ZM264 190V187H263V189H262V191ZM46 191V190H45ZM68 192V194H66V195H69L71 192ZM87 191H86V194H88L87 193ZM262 191H260L261 193H263V195L262 194H260L259 193V196H261L262 195V198H264V192H262ZM33 192V191H32ZM38 192H40V191H38ZM48 192H50V194H51V191H49L48 190ZM54 192V191H53ZM65 192V191H64ZM140 192H142V193H140ZM150 192H149V194L148 195H145V197H142V198H144V199H146V200H148L147 198H149V197H155V195L153 194H150ZM180 192V193H179ZM232 192V191H231ZM5 193V192H4ZM10 193H11V191H10ZM9 193V194H10ZM73 193H71V194H73ZM84 193H85V191H84ZM83 193V195H86V194H84ZM93 193H95V192H93ZM98 193V192H97ZM171 193H174L175 195H171V196H173V198L175 197H177V195L178 194H182V196L183 195H185L184 197H185V199L184 200H182L181 199V197H180V195H178L180 198H179V200H182V201H176V200H171L172 199V197L170 198V194ZM19 194V193H18ZM41 194H42V192H41ZM46 194H47V191H46ZM50 194H47V195H50ZM60 194V193H59ZM96 194V193H95ZM146 194V193H145ZM234 194V195H233ZM247 194V193H246ZM247 194V195H248ZM14 195V194H13ZM21 195V194H20ZM47 195L45 196V197H47ZM52 195V194H51ZM78 195V194H77ZM76 195V196H77ZM83 195H82V199L84 200V199H86L85 197H83ZM94 195V194H93ZM119 195H121V196H119ZM149 195H152V196H149ZM212 195H214V197L213 198H215V201L213 200V198H212ZM230 195V196H229ZM4 196V195H3ZM6 196H8V194L7 195H5V198H6ZM17 195L15 194V196L14 197H16ZM55 196V195H54ZM71 196V195H70ZM69 196V197H70ZM94 196H96V195H94ZM103 196V195H102ZM129 196V197H128ZM140 196V195H139ZM2 197V196H1ZM9 197H11V196H9ZM18 197H22V196H18ZM49 197H52V196H49ZM49 197L47 198V200L49 199ZM68 197V198H69ZM75 197V196H74ZM73 197V198H74ZM97 197V196H96ZM99 197V196H98ZM104 197H102V198H104ZM147 197V198H146ZM159 197V198H158ZM257 197V198H256ZM4 198V197H3ZM41 198V197H40ZM53 198H55L56 200H57V198L56 197H53ZM73 198H72V200H73ZM75 198H78V196L77 197H75ZM101 198V197H100ZM100 199L99 200V198H97L98 200H97V202H100L101 200H103V199ZM105 198H104V200H105ZM210 198H212V200L214 201H208ZM262 198H261V200H262ZM2 199V198H1ZM1 199H0V202H1V204H2V201H4L5 202V200H2L1 201ZM16 199V198H15ZM21 199H23V198H21ZM20 198H19V200H21ZM54 199V200H55ZM61 200H62V198H60ZM71 199V198H70ZM81 199V198H80ZM94 199H96V198H94ZM177 199H178V197H177ZM254 199H255V201H254ZM8 200H9V198H8ZM11 200H12V198H11ZM13 200H14V198H13ZM18 200V201H19ZM27 200V199H26ZM30 200V199H29ZM52 201H53V199H51ZM60 200V201H61ZM87 200L88 199H86L85 201H84V204H83V201L81 202V200H80V202H76V206L74 207V209L73 210H76L78 213H81V207H83V205H85V202H87ZM91 200V199H90ZM259 200V199H258ZM257 200V201H258ZM264 200V199H263ZM24 201V200H23ZM50 201V200H49ZM64 201V200H63ZM65 201L67 202V201H69V199L67 200V198H65ZM76 201V200H75ZM136 201V200H135ZM256 201V202H257ZM260 201V200H259ZM27 202V201H26ZM57 202H58V200H57ZM57 202H56V204H57ZM66 202H64L65 204H66ZM89 202V201H88ZM115 202V203H116ZM138 202V201H137ZM136 202V203H137ZM145 202V201H144ZM262 202V201H261ZM264 202V201H263ZM262 202V203H263ZM10 203V202H9ZM11 203H13V201H11ZM32 203V204H31ZM101 203V202H100ZM114 202H113V206H115L114 204H115ZM121 203H119V205L121 204ZM146 203V202H145ZM246 203V204H245ZM259 203V202H258ZM258 203H256V204H258ZM61 203H58L57 205H60ZM64 204V205H65ZM89 204H92V201L89 203ZM231 204H233V205H236V208H237V206L238 207H241V205H243L244 206V204L245 205H250L249 207H247V208H244L243 209V207L242 208H237V209H243L244 210V212L245 213H248V216L246 215V214H244V213H242V215H246L247 217H249V215H250V218H252V220H253V223L251 222H249V219L248 218H246V220L248 219V221L247 222H245L244 221V216H243V218L241 219V215H239L238 214V216L240 217V219L241 220H243L245 223H247V224H245V225H238V223H241V222H238V221H236V215H237V212H233V210H232V208L231 207H229ZM16 204H14L13 206L11 205V204H6L5 206L6 207H8V208H10L11 210L8 212V213H4L1 217L2 218H4L5 220L4 221H6L7 219H9L10 218V215L11 216H15L14 215V213H12V210H15L16 211V206H15ZM18 205H19V203H18ZM72 205H75V204H72ZM87 205H88V203H87ZM105 205V204H104ZM145 205H147V206H145ZM260 206H261V203L259 204ZM41 206V205H40ZM44 206V205H43ZM61 206H62V204H61ZM66 206V205H65ZM69 206H71V204L69 205ZM91 206V205H90ZM98 206V205H97ZM111 206H112V204H111ZM112 206V207H113ZM121 206V205H120ZM128 206V205H127ZM192 206V207H191ZM253 206H252V209H253ZM256 206V205H255ZM18 207V206H17ZM50 207V206H49ZM48 207V208H49ZM56 207H58V206H56ZM122 207V206H121ZM123 207H126V206H123ZM128 207H130V206H128ZM65 208V207H64ZM69 208H71V207H69ZM141 208V209H140ZM149 208H147V209H149ZM234 209L235 211L237 210V209ZM255 208V207H254ZM51 209V208H50ZM59 209V208H58ZM85 209V208H84ZM89 209V208H88ZM111 209V208H110ZM128 209V208H127ZM131 209V208H130ZM246 209H247V211L248 212H246ZM86 210V209H85ZM93 210H91V211H93ZM133 210H132V212H133ZM254 210V209H253ZM255 210H256V208H255ZM254 210V211H255ZM259 210V211H260ZM23 210H22V212H24ZM106 211H108V214L106 213ZM129 211V210H128ZM177 211L178 212H180V214H178V216L177 217H174L175 216V214L172 216V217H174L173 219L171 218H168V219H166L165 217H166V215L167 216H170V214L171 213H177ZM239 211V210H238ZM257 211V210H256ZM21 212V214L23 215V213ZM87 212L88 213H90L88 210H87ZM115 212V211H114ZM121 213H122V210L120 211ZM134 212V213H135ZM141 212V213H142ZM168 212H169V215H168ZM253 212V213H252ZM258 212V211H257ZM72 213V212H71ZM83 213H84V211H83ZM87 213V215H89ZM92 213V212H91ZM113 213V212H112ZM126 214H127V212H125ZM256 213V212H255ZM75 214H76V212H75ZM129 214V215H130ZM140 214V213H139ZM143 215H144V213H142ZM241 214V213H240ZM84 215V214H83ZM86 215V214H85ZM95 215V214H94ZM93 215V216H94ZM128 215V214H127ZM172 215V214H171ZM75 216V215H74ZM82 216V215H81ZM81 216H77V218H76V220L77 219H79V217H81ZM90 216H92V215H89V217ZM109 216V215H108ZM134 216H136V214H134ZM138 216H140V215H138ZM9 217V218H8ZM17 217V216H16ZM15 217V218H16ZM26 217V216H25ZM70 217H72V215H70ZM84 217V216H83ZM87 217V216H86ZM89 217H88V219H86L87 220V222H88V220H89ZM95 217V216H94ZM125 217H126V215H125ZM255 217H259V219H256ZM1 218V219H2ZM14 218V221L16 222V219ZM18 218V217H17ZM27 218V217H26ZM33 218V219H32ZM138 219H139V217H137ZM136 218V220H138ZM19 219V218H18ZM75 219V218H74ZM80 219H83L82 217L80 218ZM79 219V220H80ZM213 219V220H212ZM215 219H218V222L219 223H221V225H223L224 227H225V233L226 232H229V233H232L231 232V230L233 231V234H235L234 233V230L233 229H235L236 231H238V235H240V236H238V235H235V237H240L239 239H241V240H243V241H245V243L244 244H240L239 245V243H238V245L236 244L235 245V242L236 241H234V245L232 244V242H231V244H229V243H226V242H222V241H220L219 242V240L217 239L218 238V236H215L216 238H213V237H210L206 232H204L203 231V234H202V231H201V229L202 228H206V225H208V223H207V221H211L212 220V222L214 223L215 222ZM69 220V219H68ZM72 219H70V221H71ZM94 220V219H93ZM251 219H250V221H252ZM256 220H260V223L257 221V222H255ZM122 221V222H123ZM138 221H141L140 219L138 220ZM136 222V223H139V222ZM206 221V222H205ZM217 221V220H216ZM76 222V221H75ZM86 222V221H85ZM84 222V223H85ZM91 222V221H90ZM218 222H215V223H217L218 224V228L220 229H222V227H219V223ZM249 222V223H248ZM4 223V222H3ZM17 223V222H16ZM20 223H21V220H20ZM69 223H72V222H69ZM81 223L82 222H80V225H81ZM113 223V222H112ZM118 223V222H117ZM214 223V224H215ZM243 223V222H242ZM258 223L260 224L259 226H258ZM77 224V223H76ZM87 224V223H86ZM162 224H165L166 226L165 227H169L170 229H171V231H170V229H169V231L170 232H172L173 231V234H170L169 235V233H167V231H165L164 233H162V230H163V228H165V227H161L162 228V230H154V229H156V226H158V229H159V225L161 226ZM206 224V225H205ZM211 224V222L209 223V225ZM214 224H213V226H214ZM217 224H215V225H217ZM31 225H34L35 227H37V228H39V229H41V231L42 230H45V232L44 231H42V232H44L43 233V235L44 236H46V237H44L42 234H39V233H34V231L32 232V230H30L31 228ZM69 225V224H68ZM73 225V224H72ZM79 225V224H78ZM102 225H103V227H102ZM127 225V226H126ZM139 225H137V226H139ZM208 225V227H210V226H212V225H210L209 226ZM220 225V226H221ZM262 225V226H261ZM66 226V225H65ZM83 226H85L84 224H83ZM83 226H81V227H83ZM106 226V225H105ZM163 226V225H162ZM22 227L23 228H25V229H22ZM64 227V226H63ZM72 227V226H71ZM78 227V226H77ZM215 227V226H214ZM214 227H212L214 230L216 229V228H214ZM217 227V226H216ZM256 227H257V229L259 228V229H261V231L259 232L258 230V233L259 234H256V230H254V229H256ZM30 228V229H29ZM70 228V227H69ZM138 228V227H137ZM237 228V229H236ZM28 229L30 230V231H28ZM53 229V230H52ZM82 229V228H81ZM87 229V228H86ZM85 229V230H86ZM112 229V230H111ZM221 229H220V231H221ZM27 230V231H26ZM65 230H67V228L65 229ZM71 230H72V228H71ZM176 230H180V231H177V232H179L178 234H180V233H182V235L180 234V235H178L179 236V238L177 239V238H175L177 235L175 234V232L174 231H176ZM212 230V229H211ZM227 230V231H226ZM9 233H8V232ZM40 231V232H41ZM88 231V230H87ZM113 231V232H112ZM164 231V230H163ZM220 231H218V233L220 232ZM223 231V230H222ZM256 231V232H255ZM28 232V234H26ZM71 232V231H70ZM83 232H84V230H83ZM86 232V231H85ZM213 232V231H212ZM54 233V234H53ZM67 233V232H66ZM72 233V232H71ZM90 233H91V235H90ZM208 233H210V231L208 230ZM213 233H216V235H217V232L215 231V232H213ZM212 233V234H213ZM223 233V232H222ZM224 233V234H225ZM247 233V234H246ZM14 234H16V236H14ZM23 234H26L27 236H31V237H33V238H28V237H26V235L24 236ZM52 234H53V237L52 238H49V237H51L52 236ZM85 234V235H84ZM205 234V235H204ZM211 234V233H210ZM224 234L222 235H220V234H218V235H220L221 237H223L224 236ZM233 234L231 235L230 234V236H232V237H234L233 236ZM237 234V233H236ZM247 235V236H243V235ZM172 235H173V237H172ZM176 235V236H175ZM226 235V234H225ZM1 236V235H0ZM209 236V237H208ZM213 236V235H212ZM228 236H229V234H228ZM22 237H24V238H22ZM28 238V239H27ZM220 238V237H219ZM225 238H227V236L225 237ZM221 239V238H220ZM3 240V241H4ZM236 240H238V239H236ZM2 241V242H3ZM5 241V242H6ZM223 241H225V240H223ZM25 242V243H26ZM33 242V241H32ZM4 243V242H3ZM224 243V244H223ZM8 244V245H9ZM259 244H261V243H259ZM221 246V247H218V246ZM243 245V246H242ZM27 246V245H26ZM264 245L262 244V247H263ZM28 247V246H27ZM261 247V246H260ZM84 248V249H83ZM264 248V247H263ZM72 250L73 252L72 253H70L69 251H67V250ZM86 249V250H85ZM264 250V249H263ZM244 251V252H243ZM262 251V250H261ZM51 253V252H50ZM65 253V254H64ZM102 253H101V255H102ZM93 255H94V253H92ZM96 255V256H97ZM95 256V255H94ZM105 256V255H104ZM107 257V256H106ZM79 258V259H80ZM106 259V258H105ZM2 260V259H1ZM77 260V259H76ZM101 260V259H100ZM114 260H116V259H114ZM102 262V261H101ZM99 263H100V261H99ZM1 264H14V260H12V259H7V260H4ZM103 264V263H102Z\"/></svg>",
  "mask_w": 264,
  "mask_h": 264
},
{
  "label": "rangeland",
  "instance_id": "374dc122",
  "mask_svg": "<svg viewBox=\"0 0 264 264\" xmlns=\"http://www.w3.org/2000/svg\"><path fill=\"white\" fill-rule=\"evenodd\" d=\"M5 1L6 0H4V2H3V0H0V4H1V2H3L4 4L2 5V6H0L1 8L5 5V6H9L10 4L12 5H10L9 6V8L11 9V7H12V11L10 10V12H11V15H12V13L14 14V18L13 17H11L10 16V14L8 15L6 12L8 11V9L7 8H5V6H4V11H5V9H6V11H5V13L8 15V17H9V19H11V20H9L8 21V24H5L6 25V28L5 29H2L1 27V29L2 30H0V31H3V33L1 34V36H0V41H2V40H4L6 43H7V47H10V49H12V48H20L21 46H20V44H18V43H14V44H12L13 42L10 40V39H5V37H10V36H12V33L14 32L13 31V28L19 23V25H17L16 27H18L19 26V28L18 29H22V25H25L26 24V22L28 23V21H29V23L31 24V25H33V23H34V29H36V26L38 25V24H40V25H42V26H45L44 25V22H46L45 24H50V27H49V29H47L46 27H42V29H40V27H38L37 29L38 30H42V31H44L45 33H43V32H41V31H39L38 32V30H35L36 31V33H40V34H37L38 36L37 37H40L41 38V35H42V37H44V38H52L53 40L55 39V40H59V38H60V40L57 42H55V43H52V44H50L49 46H47L48 48H52V46H53V48H55L54 50H58L57 52H59V54L60 55H62V57H64V58H66L65 59V61L64 62H66V63H68L67 65H66V67H65V70H68L69 69V71L71 72L72 71V74H74L73 75V77H74V79L72 80L73 81V83L72 84H74V82H75V85H73L74 87H76L75 89H74V91H73V89L72 90H70L71 91V93L73 92H75V94H71V95H73V96H71L70 95V91H68V94L65 96V98L66 99H68L69 101H70V99L72 98H74L73 100H71L70 102H72L73 101V108H72V106L71 105H67V107H71L72 109H70V110H68V109H66L67 111H64L63 112V110H65V108H67L66 107V105H64V103L63 102H61L60 101V99H58V95H59V93L55 96V101H53L49 106H46L45 107V109H44V111H43V115H42V117H43V123H44V126H46V127H44V126H37V128H36V126L34 125V123L33 122H29V121H26V119H24V120H21V121H23V125L25 126H22L21 128H19V125L17 126L16 124L17 123H19V121L17 122V123H15V124H13L12 126H11V128L13 127V129H14V126L16 125L17 127H16V129H14V131L10 128V127H8L9 125H11V124H7L6 122V124L8 125L7 127L8 128H10V131H9V129L7 130L8 132H5L4 131V129L3 128H5V129H7L6 128V125H5V123H4V125H5V127H4V125H3V128L2 129H0V141H1V144L2 143H4V144H2L3 146H1L0 145V148L3 150V149H5L6 147V149H10V153L8 152V155L10 156H7L6 154H3L2 153V151H1V149H0V199H1V201L2 200H5V202L4 201H2V204H1V202H0V231L2 230V232H5V230L7 229L8 231L11 229V227L13 226V225H15V224H18L19 223V225H22V223H26V224H30L31 222V219L28 221V217L30 216L29 214H27V213H30V212H25L24 211V206H25V208L27 209V207H28V204H26V203H28L29 201H31V202H33L32 200H31V198H29V196L31 195V194H33L34 192H35V194H33L34 195V197H32V198H36L37 199V203H36V205L38 204L39 205V207L38 208H33L32 206H33V204L31 205V208H32V211L37 215V216H39V217H41V216H43V218H45L46 219V221H45V223L46 224H48V225H51L52 226V224L51 223H54V225H55V229L57 230V232L58 233H55L56 235H59L60 233H62L63 235L65 234V236H70V237H72V234H73V232H76L77 230H74V229H76V228H78V231H79V228H80V234L81 233H87V234H89L88 232H93L92 230H90L89 229V223L91 224V223H93V222H97V218H98V216H96L97 214H96V212H98V210H99V208L101 207V208H103V209H106V210H108V211H110L109 212V214H108V211H106V213L109 215H107V218H106V220H105V224H104V227H108L109 226V224H118L119 225V223H121L120 225H121V227L120 228H124L123 227V223H124V221H125V219H127L128 217H131L132 218V215L130 214V213H132L133 214V218L135 217V226L134 227H136V229H138V230H141V228H140V223L141 224H143L142 222L145 220V218L148 220V218H149V215L151 214L150 213V208L149 207H147V208H149V209H147V208H144V205H142V207H143V209L145 210V212L147 213H150L149 215H147V217H145V215H146V213L145 212H142L143 210H139L138 211V213L137 212H135L133 209H135V207H133V206H135V205H138V203L142 200L143 202H141V203H139V205H140V207H141V204H147L148 205V202L147 201H150L149 203H152V200H150V199H152V198H154L153 199V203H155L156 201H157V196H156V194L155 193H153L157 188L156 187H158V185L159 184H162V185H159L160 187H158V189H157V191L156 192H158V194H159V192H160V194L162 193V190H164L166 187L164 186V185H167V189L166 190H168V191H166V190H164L163 192V194L165 195V191L167 192V194L169 193V190H171L172 189V191H174V189L175 190H179V189H176L177 188V186H175L174 187V185H175V183L173 182V181H175V179L177 178L178 180H181V182H182V178L183 179H187L188 180V178H189V183L192 181V183H190V186H192L193 185V182H195L194 184V186H193V188L192 187H190L191 189H193L194 191V193L195 194H197L198 193V191L200 190L199 188H205V186H208V190H210V187H213V186H211V184L212 185H214V186H216L217 187V185H218V178L220 177V172L221 171H224L225 170V172H223L225 175H226V177H228V174L230 173L229 172V170L230 171H232V168L234 169L231 173H232V176H236L235 175V172H236V170L238 171V172H245V173H247V172H249V174L250 173H253V174H255L256 173V171L258 172V170L260 169H254L255 171H253V169L251 170V172H250V170H248V168L246 167V166H249L250 165V163H243L241 166H242V169H241V167L239 168V164H241V162H242V159L240 158V157H242L243 156V154H240V151H238L237 149L238 148H240L241 147V150H242V144H239V143H241V142H239V143H237L238 141H240V140H243V141H245V137H246V139L248 140L249 138H251V137H253V138H255L256 140H258L257 138H256V135H254V134H256L257 133V136L258 137H260V133H262V132H264L263 130H264V127H263V129L261 128V126L260 125H262L263 124V120L262 121H260V119H262L263 118V114H260V119L258 118V120L259 121H257V124H256V121H255V119H254V117H259V114H257L256 112H254L253 113V115H255V116H253V115H250V116H252V117H250V119L248 118L247 119V116H249V115H247L246 117H244V110H240L241 112H236V111H234V112H236V114H240L239 116H242V114H243V116L241 117V119H242V122L240 121V122H238V123H240V125L239 124H237V127H239L238 129H240V126H242L241 124L243 123V121H244V125H245V123L247 124L245 127H244V125H243V127L241 128V130H239V132H238V129H237V127H236V130L233 132V133H231L230 135H231V138L226 134L225 136H224V134H222L221 136H224L226 139H228V141H225V144L227 143V144H230V143H232V145H233V143L235 142V143H237V145H239V147L237 146V145H234V146H237L236 148H234V147H232L231 146V148H233L232 150H237V151H235V153H233L234 151H232L231 150V152L234 154V157L236 158V156H237V160H235V158H234V160H231L232 162H236V163H233V167H232V165H231V163L232 162H230V160L228 161L225 157H226V155L225 154H220V153H223V152H219L218 151V154L219 155H217V149L215 150L216 152H214L213 150H210V149H214L215 148V145L217 146L218 145V142H214V140L215 139H213V138H211L210 136V138L209 137H207L208 135V133L210 132V130H207V131H209V132H207V134L205 135L207 138H206V140H205V138H202L201 137V133L199 134V131H194V134H192L193 132H190L191 133V135H193V138H194V135L196 136L195 137V139L196 140H200V138L201 139H204L205 140V142L203 143V141H199V143L201 144V145H203V146H201L200 144V148H199V145H198V141H196V142H194V140L195 139H193V138H189V136L187 137H185V140L183 139L182 140V138H181V140H179V141H181V142H179L178 144H176V145H179L178 147H177V149H176V154H178V150H181V148L183 149V154L182 153H179V156H180V154H181V160L179 161L178 159H179V157L178 156H176V158H177V160H176V162H178V164L180 165V163H181V166H178V164H175V167L176 168H174L175 170L177 169H180V167H181V170L185 167V165L188 167V168H184L183 169V171L185 172V174H187V175H185V176H183L184 175V173L181 171V170H179L178 172H182V174L181 173H177V172H174V169L173 170H171V169H168V170H170V172L169 171H167L169 174V177L167 176L166 177V175H167V173H166V175L164 176V178L166 177V178H171V179H167L166 180V178L165 179H163V181H156L155 183H152L153 182V180H152V182H151V184H154L153 186H150L149 188H147L148 190H150V188H156V189H153L154 191L153 192H150V191H152V190H150V191H148L147 190V192H144V193H142V192H140V193H142V195L144 194V196H141V194H139L138 195V197H137V195H135L136 193H134V194H132V193H130L129 194V196H130V199L127 201V202H125L124 204L125 205H123L120 201H118V204H117V202L114 200L113 202L115 203L114 205L115 206H113V202H111V204H112V206H111V204L109 203H107L106 204V201H107V199L105 198V197H107L106 195H107V193H110L109 192V190H107L108 188L106 187V183L104 182V180H98V179H95V175H94V173L93 174H89V175H87L84 179H83V177H84V174H82L83 172H82V168L81 169H79L78 168V170H77V167L78 166H80L81 165V167H83V162H81V161H78V160H76V161H74L75 159H73L74 157L71 155V154H69V156H68V154H64V152L62 153L61 152V147H60V141L62 140V139H64V137H65V141H67V138H68V142H70V136L72 135V134H74V136H76V135H78V132H77V130H79V129H77L76 130V128H79L80 127V129L81 128H84L83 126H86V135H87V133H89L90 131H92L93 132V135H94V133L97 131V129L99 128H101L102 129V131L101 130H99V132H96V134H99V136H100V134H104L105 133V131H106V133H108V134H105V136L106 135H108L109 137H114L115 138V140L118 138L117 137V135L119 136V132H120V134H121V132H124V130H125V132H127V131H129V132H127L128 134H131L132 133V135L135 133V132H138V134L137 133H135V134H137L138 136H139V134H141L142 133V135L144 136H146L147 137V132H149V135H150V133H153V132H159L158 133V135H159V137H158V135L157 136H155L156 134L155 133H153V134H155L154 136L155 137H157V138H165L166 136V138H168V136L170 137L171 135H172V129H171V127H170V129H169V127L167 128V126H166V130H165V125H164V123L165 122H163V120L165 119V117H166V119H170L171 117H172V114L174 113V111H173V113H172V110L170 111L169 110V107L168 106H170V104H171V102H172V104H171V106H172V109H175L176 108V106L177 107H179V106H184V105H186L188 102V98L191 96V94H190V96L187 98L188 100H185L186 98H177V96L175 97V93H179L180 92V90H178V91H175V85H174V87H172V85L170 86V88L168 89V86L170 85L169 84V80H170V78H167V77H171L172 76V73H174L173 75H175V78H179L180 76H182L181 78H183V76H184V78H187L188 77V80H192V78L195 76L197 79H199L200 77H201V75H203L202 73H204L203 71L207 68L208 69V67L206 66L205 68H203V70H201V67L199 68L198 66H202L203 65V63H201V64H199V62H201V60L199 61V60H197V59H199L198 57H199V55L202 53V54H204L205 52L208 54V52H209V54L211 55V57H214V55H216L217 54V57L215 58H212L211 59V61H213V64H216L218 61H219V65L218 66H220L221 67V62H220V60H217V62H215L216 61V59H221L222 57L223 58H225V57H231L232 56V54H233V56L234 55H236V56H234V57H239V56H242V54L241 53H243L244 51H245V49L247 48L248 50H249V52L246 50L245 52L247 53L246 55H245V57H244V53H243V57L244 58H241V59H243L242 61H241V59H240V61L241 62H244V60H245V62L244 63H242L243 65L242 66H244V64L245 63H247L248 62V60L249 61H251L252 63H254V57L256 56V54H258V53H256V48H257V50L259 49V47L261 46V48L263 47V49H264V44H262V43H264L263 42V40H264V38L262 39V37H264L263 35H261V33L263 34L264 33V25H262V24H264V22H260V25H259V22H258V26H257V23H256V25H255V23L254 24H251V26H257L256 28L258 29H256L255 30V28H250L249 27V30L248 29H246V33L244 32L243 34L242 33H240V32H242V31H244V30H242V29H239L240 30V32H237V31H235V30H233L232 29V32H231V29H229V31H228V29H225L224 31L223 30H216L215 28H214V26H213V24H212V26H211V23H209V26H208V28H206V29H204L203 30V28L201 29L200 28V26H196L197 28H199L198 30L199 31H206L207 29V32H205V34H207L208 36H209V38L210 37H212V39L213 38H215L216 37V41L218 42V40H219V34H220V37L222 38V36L221 35H223L224 37H226V38H224L223 37V39H226L225 41L222 39L221 40V38H220V40L223 42H220V40H219V42H218V44H219V47L221 46V43L222 44H225V45H222L220 48L222 49V48H226V49H228V50H223L224 52H223V55H222V57L220 58L219 57V55H221V53H222V51H219V48H217L218 47V44H217V42L216 41H212V39L210 40L209 38H208V36L206 37V35H205V38H204V36H203V41L201 42V44H203V43H206L204 46L203 45H201L200 44V39H198V36L199 35H201V33L202 32H199V33H196V31H194V30H196V29H194L195 28V26L193 25L192 26V23H189V24H187L186 22V18H188V17H190V16H188V15H191L192 14V12H186V11H189V9L187 10V8H185L184 9V7H186V5H183L182 3H180L179 2V4L178 5H175V4H173V6L175 5V7L174 8H172L173 6L171 5V3L169 4V0H168V2L166 1V0H147V2H146V0H144L145 1V3H140V2H142V1H140V0H111V2H109L108 0H104L105 2H109V4H104V3H101L100 4V2L102 1L103 2V0H98V2H94L93 0H46V1H44V0H42V1H40V2H42V3H45V2H48V4H49V2L51 1V5L49 4V6H48V4H47V6L49 7V8H47V6L45 7V8H43L45 11H41L42 10V6L44 5H42V3H40L39 1H36L39 5L41 4V6H39L38 7V5L35 3V1L34 0H31L32 2H34V4H32L31 2L29 3V1L28 2H26V3H29V4H31V5H29V4H26L24 1H27V0H21V1H23V2H21V5H22V3H25L24 5L27 7V6H30L29 8H30V10L29 9H27L25 6H24V8H23V5H22V7L21 6H17V8H14V10H16L17 9V12H13V6L15 7L16 5H15V3L14 2H12V0H9V3L10 2H12V3H8V0H7V2L6 3H8L7 5H6V3H5ZM17 1V3H19V1L18 0H16ZM75 1V2H74ZM91 1V2H90ZM134 1L136 2V3H134ZM138 1V2H137ZM140 1V2H139ZM156 2V3H160L159 1H161V4L164 2V4H162V6H161V4L160 5H157L156 3H153V2ZM163 1V2H162ZM214 1H218V0H214ZM220 2L222 1L223 2V0H219ZM232 1V0H231ZM230 1V2H231ZM57 2V3H56ZM77 2V3H76ZM115 2H117V4L115 3ZM126 2V3H125ZM127 2L129 3V6H128V4H127ZM149 2V3H148ZM150 2H152V3H150ZM257 2V1H256ZM54 3V4H53ZM119 3V4H118ZM123 3V4H122ZM149 5V6H147V4ZM225 3V2H224ZM227 3V2H226ZM71 4V5H70ZM102 4H103V6H102ZM111 4H113V5H111ZM127 4V5H126ZM132 4H134V5H132ZM135 4H139L138 6L137 5H135ZM144 4V5H143ZM146 4V5H145ZM157 5V6H159V8L157 7V6H154V5ZM169 5V6H166V5ZM181 4V5H180ZM252 4L253 3H251V5L250 6H252ZM257 4H259V3H257ZM33 5H35V6H33ZM37 5V6H36ZM69 5V6H68ZM96 5V6H95ZM100 5V6H99ZM105 5V6H104ZM143 7H142V6ZM153 5V6H152ZM171 5V6H170ZM180 5V6H179ZM183 5V6H182ZM227 5V4H226ZM37 7V9L36 8H34V9H32L33 7ZM56 6V7H55ZM65 6V7H64ZM80 6V7H79ZM88 6V7H87ZM99 6V7H98ZM102 6V7H101ZM106 6H108V7H106ZM122 6V7H121ZM134 6H137V7H135V8H137L138 10H137V14H136V9H134L133 10V13L135 12V14L138 16V15H141L142 17H137V18H135V14L133 15V13H132V8H134ZM152 6V8H150ZM161 6V7H160ZM258 6V5H257ZM257 6H256V4L255 5H253L252 7H253V10L254 9H257ZM21 7V8H20ZM44 7V6H43ZM51 7V8H50ZM55 7V8H57L56 9V11L57 10H59V11H55V9H54V16L52 15V10H53V8ZM65 9V10H62L63 8ZM90 7H91V9H90ZM123 7H126L127 8V10H125V12L124 11H122L124 8ZM131 7V8H130ZM143 8L144 10L146 9V7H147V11L145 10H143V9H141V11H140V8ZM168 7H170V9L168 8ZM180 7V9L178 10V8ZM19 8V9H18ZM23 8V10L21 11L20 9H22ZM39 8H41L39 11V13L41 14V16L39 17V15H38V17L40 18V21H39V19H37L38 21H35L34 19L35 18H37V10L39 9ZM66 8H68L69 10H71V12H68L67 14H68V18L66 17H64V20L62 21V20H59V21H56V19H60L61 17L63 18V16H62V12H65V11H67L66 10ZM83 9V11H82V9ZM88 8V9H87ZM96 8H98V9H96ZM102 8H105V11H104V9L102 10ZM108 8V9H107ZM110 8V9H109ZM150 8V11H154L153 13H152V16H150V14L148 15V13L150 12L148 9ZM157 8H158V10H157ZM168 8V9H167ZM36 9V12L34 11ZM47 9V10H46ZM60 9L62 10V11H60ZM87 9V11H89L88 13H87V11H85V10ZM99 9H101V11H98ZM116 9V10H115ZM117 9H118V11H120V12H118L117 11ZM131 9V10H130ZM172 9L174 10V9H176V11L178 10L180 13H178V12H176L175 10H174V13L172 12ZM183 9V10H182ZM244 10H242V12H243V14L244 15H246V16H244V18L246 19L247 17H249V15H252V16H250V18L251 17H255V14H256V10H255V13H253L254 11H252L251 10V13L252 14H250V13H244V12H248V10L249 9H247V11H246V9H245V7L243 8ZM250 9H252V8H250ZM24 10H29V11H31V12H33V13H31L32 14V16H33V20H29V18L31 19V17H29V15L30 14H28V12H26V11H24ZM33 10V11H32ZM50 10V11H49ZM68 10V11H69ZM80 10V11H79ZM93 10H95L94 12L95 13H97V12H101V14L99 15V13L98 14H96L97 16L95 17V13L93 12ZM107 10H108V12H107ZM110 10H111V12L113 13V15H111L110 14ZM128 10H130V11H128ZM184 10H186V11H184ZM20 11L21 12H26L25 14H27V16L25 15V17H24V12L23 13H20ZM74 11V12H73ZM91 11L94 13H91ZM117 11V12H116ZM126 11H128V12H126ZM142 11L144 12V13H142ZM191 11V10H190ZM42 12L44 13V17L47 19L48 17H52V18H54L53 20H54V22H50V19H44V17L42 16L43 14H42ZM46 12V13H45ZM51 12V13H50ZM61 12V13H60ZM76 12H79V14L80 15H78V13H76ZM83 12V13H82ZM84 12H86L88 15L86 16V15H84L85 13ZM104 12V13H103ZM108 13L109 15H107V14H105V13ZM114 12H116V13H114ZM122 12V13H121ZM145 12H146V14H145ZM161 12H162V14H161ZM176 12V13H175ZM249 12H250V10H249ZM20 14L19 16L20 17H15V15H18V14ZM30 13V12H29ZM34 13H36V14H34ZM60 13V14H59ZM69 13L71 14V15H69ZM123 13H126L125 15L123 14ZM132 13V14H131ZM138 13H140V14H138ZM171 13H173V15L171 14ZM191 13V14H190ZM23 16H22V15ZM34 14V15H33ZM55 14L57 15L58 14V16L59 17H57V16H55ZM65 14V13H64ZM74 14V15H73ZM77 14V16L78 17H76L75 15ZM105 14V15H104ZM116 16H115V15ZM120 14V16L118 17V15ZM129 14V15H128ZM132 16H131V15ZM153 14H156L155 15V17L153 16ZM157 14H158V16H157ZM183 14V15H182ZM46 15H47V17H46ZM50 15V16H49ZM73 15V16H72ZM89 15H92V21H91V24L90 23H88L87 22V25H84L85 23H86V21H89L90 22V20H89V18H88V16ZM107 15V16H106ZM127 15V17L129 18H127V17H125ZM35 16V17H34ZM71 16V17H70ZM109 16V17H108ZM125 17V18H122V17ZM150 16V17H149ZM163 16L164 17H166L165 18V20L163 19H160L159 20V18L158 17H160V18H163ZM178 16V17H177ZM184 16H186V18H184ZM24 17V18H23ZM28 17V18H27ZM41 17H43V18H41ZM86 17V20L84 19V18ZM93 17H95L94 18V20L96 21V18H97V21H99V22H95L94 20H93ZM108 18V20H107V18ZM110 17L112 18V20H113V22H110ZM158 18V23L159 24H156L157 22H156V20H157V18ZM171 17V18H170ZM183 17V18H182ZM253 17V18H254ZM25 19V20H23L22 21V19ZM81 18H83V20L81 19ZM120 18H122V20L120 19ZM131 18V19H130ZM150 18H152V19H154V18H156V20H155V23L154 22H152V23H150V24H152V26H150V24H147V26H150V29H153V28H155L154 29V31H155V33L152 31V30H150L149 29V27H147L150 31H148V29L146 28V25H145V21L144 20H146V21H154V20H150ZM250 18H247V20L248 19H250ZM21 19V20H20ZM28 21H27V20ZM44 20V21H42V20ZM75 19V20H74ZM78 19V21H76ZM88 19V20H87ZM100 19V20H99ZM114 19H117L116 21L114 20ZM126 21H125V20ZM133 19H134V21H133ZM136 19H140V21L138 22V20H136ZM148 19V20H147ZM166 19H168V21L166 20ZM178 19V20H177ZM252 19V18H251ZM251 19H250V21L248 20V22H251ZM46 20V21H45ZM85 20V21H84ZM106 20V21H105ZM111 20V21H112ZM124 20V21H123ZM130 22H129V21ZM246 20V21H247ZM254 20V19H253ZM0 21L2 22V20H1V17H0ZM22 21V22H21ZM48 21V22H47ZM55 21H56V23H55ZM102 21V22H101ZM131 21H133V23H135V25L137 26V27H135L134 28V24L131 22ZM141 21H143V22H141ZM165 21V22H164ZM0 22V23H1ZM15 22V23H14ZM68 22V23H67ZM121 22V23H120ZM127 22V23H126ZM143 23L142 24V26H144L145 25V28H146V30H145V28H143L142 26H140L142 29H144V30H142V29H137L138 28V24H141V23ZM164 22V23H163ZM169 22H171V23H169ZM178 22V24H176ZM184 22V23H183ZM11 23H13V24H15V26L14 25H12ZM35 23H38L37 25L35 24ZM42 23V24H41ZM52 23H54L55 25H51ZM102 23H104V24H102ZM108 23V24H107ZM114 23H115V25H114ZM117 23H118V25L121 27L122 25V27H121V30L119 29L118 30V28H120L118 25H117ZM129 23V24H128ZM132 23V24H131ZM138 23V24H137ZM146 23H149V22H146ZM161 23V24H160ZM167 25H166V24ZM262 23V24H261ZM21 24V25H20ZM63 24V25H62ZM97 24V25H96ZM111 24H113V25H111ZM121 24V25H120ZM131 24V27H133L134 28V30L135 31H137L138 33H139V35H136V32L133 30V31H130L131 32V34L129 33V30H127V32H126V29H130L131 27H129V25ZM153 24H155L154 26H153ZM172 24V25H171ZM182 24V25H181ZM191 24V26L189 27V26H187V25H190ZM12 25V26H11ZM36 25V26H35ZM40 25H38V26H40ZM76 25H77V27H76ZM158 25V26H157ZM166 25V26H165ZM168 25H169V27H168ZM1 26V25H0ZM14 26V27H13ZM54 26H56L55 28H54ZM67 26V27H66ZM95 26V27H94ZM118 27V28H115V27ZM155 26H157V27H155ZM180 26V27H179ZM262 26V27H261ZM8 27V28H7ZM51 27H53V28H51ZM91 27L92 28H94V30L92 31V29H91ZM99 27V28H98ZM108 29H107V28ZM114 27V28H113ZM124 27H127L126 29L124 28ZM129 27V28H128ZM161 27V28H160ZM164 27V28H163ZM167 27H168V29H167ZM177 27V28H176ZM189 27V28H188ZM212 27V28H211ZM44 28H46V29H44ZM88 28V29H87ZM106 28V29H105ZM111 30H113V29H115V30H117V31H115V30H113V31H115L114 32V34L112 33L113 31H110V29ZM122 28H124V33H128L129 35H130V37H131V35H132V32L135 34V36H132V38H136V36H138L137 37V39H138V41H136V42H138L137 43V45L140 43L139 42V40H140V35H141V39L144 41H142V45L140 44V45H138L137 46V48H136V45H135V47H130L131 48V50H133L134 51V53L137 51V53H135V54H137V55H140V53H141V56L140 57H142V58H140L139 56H137L136 57V55L133 53V55H134V57H135V60L136 61H134V60H131L130 58H131V55H132V52H131V54H129L128 56L127 55H125L126 54V52L125 51H127L126 49H124L123 48V50L122 51H124L125 52V54H120V56H122V55H124V57L125 58H122V59H124L123 61H122V59H117V57L119 58L120 56H118V52L120 51V50H118V52H117V50H114L113 48H115L116 49V47L115 46H117V49H118V46H119V43L121 42V40H123V39H120V38H122V33H123V29ZM213 28L218 32L217 34L216 33H214L215 31L213 30ZM260 28L262 29L261 31H260ZM20 29V30H21ZM55 29V30H54ZM107 30L108 31V33L109 34H111V36H115V37H117V39H115V38H113V37H110L109 35H108V33L106 34V32L105 31H100V30ZM132 29V28H131ZM130 29V30H131ZM160 29V30H159ZM162 29H165V30H162ZM194 29V30H193ZM201 29V30H200ZM209 29H212V31L211 30H209ZM250 29H254L255 31H256V33H255V31H253L252 30V32H251V30ZM20 30H19V32H20ZM22 30L23 31H25V32H22ZM21 30V33L22 34H20L19 33V37H21V39L22 40H24V37H27L26 35V33H27V29L26 28H24V29H22ZM49 30H50V32H52V30H53V32L52 33H50L49 32ZM58 30V31H57ZM59 30H61V31H59ZM84 30L87 32V34H86V32L84 33ZM140 32H139V31ZM142 30V31H141ZM164 31V34L165 33H167V35L165 34H163L162 33V31ZM169 30H173V32H170ZM191 30H193L192 32H195V34H197L196 36L197 37H195V34H193L192 32H190ZM226 30H227V32H228V34H227V32H226ZM64 31V32H63ZM88 31H90V32H88ZM119 31V32H118ZM146 31H148V32H150L151 34H147V32ZM168 31H169V33H168ZM211 31V32H210ZM222 31L223 32H226V34L224 33H222ZM248 31V32H247ZM249 31H250V33H255L256 35H254V37L252 36V38H251V35H247V34H250L249 33ZM260 31V32H259ZM48 32V33H47ZM65 32H68V33H70L69 35L71 36V34H73L72 36H74V37H70L69 35H67V33H66V38L65 37H63V36H65ZM78 32V33H77ZM93 32V33H92ZM143 32L145 33V34H143ZM158 32H161L160 33V35L161 34H163V35H161V37H164L165 39H166V41H167V38H168V40L172 37V39H170L171 41H174V39H175V37L178 35H180V33L182 34V35H184V36H186L185 38H183L184 36H181V37H179L180 39H179V41L181 40H184V39H186L185 40V42L184 41H182L183 42V45L181 44V48H183L184 47V44L186 43V46H188V45H190L191 44V46L192 45H194L193 47V49H192V47L190 48V49H188L186 46H185V49H186V52L187 51H189L187 54H186V52H183L181 49V51L182 52H180V53H178L181 57H186V58H183V61H181L182 59H181V57L178 55V58H176V60H175V58H172L171 60H169V61H171L170 63V65H168L166 68L164 67V66H162L163 65V63H165L164 65H167L168 63H169V61H167V62H165L166 61V59L167 58H165V57H167L168 56V54H170L171 52H170V50L173 48L170 44L172 43H170V40H169V45L168 44H166L167 42L165 41L164 42V38L162 39L161 37H159V36H154V35H157V34H159ZM179 34H178V33ZM187 32H190V34L189 33H187ZM43 33V34H42ZM77 33V34H76ZM80 33V34H79ZM82 33H84V35L85 36H87V39L89 40V41H91L92 39H93V41L94 42H96L95 44H93L94 42L93 41H91V43L89 42V44H88V42L87 41H84V39L82 40V38H80L79 37V35H81ZM116 33V34H115ZM119 33H121V34H119ZM123 33V36H127V34H124ZM172 33V34H171ZM174 33V34H173ZM175 33H177V34H175ZM232 33V36L230 35V37H229V34H231ZM234 33V34H233ZM241 34V36L239 37L238 36V34ZM46 34L48 35L49 34V37H47L46 36ZM54 34H59V35H55V37H57V38H54V35L52 36V35ZM64 34V35H63ZM88 34H90L89 36H88ZM97 34V35H96ZM133 34V35H134ZM148 35V37H146L147 35ZM186 34V35H185ZM214 34V35H213ZM246 34V35H245ZM258 34H260V35H258ZM2 35H3V37H4V39H3V37H2ZM24 35V36H23ZM46 37H45V36ZM51 35V36H50ZM62 35V36H61ZM104 35V36H103ZM105 35H106V37H110L109 39H107V38H103V37H105ZM116 35H120L119 36V38H118V36H116ZM129 35L126 37V40H127V38L129 37ZM146 35V36H145ZM153 35V36H152ZM194 35V36H193ZM202 35H203V33H202ZM242 35H244L245 37V39H244V41H243V36ZM22 36H23V38H22ZM103 36V37H102ZM167 36H169V37H167ZM178 36H177V38L175 39V40H177L178 39ZM215 36V37H214ZM237 36V37H236ZM246 36H249V37H246ZM257 36V37H256ZM260 36V37H259ZM68 37H69V39H68ZM100 37V38H99ZM102 37V38H101ZM128 38V40L129 39H131V38ZM153 37L154 38H156V40H154L153 39ZM188 37H190V38H188ZM194 37H195V43H194V40H192L191 38H193L194 39ZM235 37H236V39H235ZM238 37L240 38V39H238ZM91 38V39H90ZM111 38L112 39H114L113 41H114V44L112 45L111 43H113L112 42V40H111ZM134 38V39H135ZM144 38V39H143ZM145 38H146V40H145ZM150 38V39H149ZM158 38V39H157ZM160 38H161V40L168 46H166L165 45V47H164V44H163V42H161V40H160ZM187 38H188V40H187ZM209 39L208 41L207 40H205V39ZM217 38H218V40H217ZM228 38H230V42L232 41V43H231V45L230 44H228L229 43V41L227 40ZM234 38V39H233ZM256 38H258V39H256ZM62 39V40H61ZM64 39V40H63ZM65 39H66V41H65ZM105 40V42L104 41H100V40ZM118 39H120V41L118 40ZM189 39H190V41H189ZM198 39V40H197ZM247 39V40H246ZM248 39H249V41H248ZM251 39V40H250ZM68 40H69V42H68ZM71 40V41H70ZM78 42H77V41ZM79 40H80V42H79ZM108 40H111V42L109 41L108 42ZM115 40H117V41H115ZM155 41V43L157 42V40L159 41V43L161 44L160 46H162L161 47V52H160V55H159V52L158 51H160L159 49H158V46L159 45H156L155 43H154V41ZM191 40H192V42H191ZM214 40V39H213ZM233 40H235L234 42H233ZM262 40V41H261ZM4 41H2V42H4ZM8 41V42H7ZM9 41H10V43H9ZM61 41H63L62 43H61ZM77 42V44H78V46H77V48L78 47H80V52H75L74 50L76 49V42H75V45L74 44H71V42ZM150 41H152V42H150ZM179 41H177V42H179ZM187 41H189V43L187 42ZM196 41H198L199 42V45H196V44H198V43H196ZM204 41H206V42H204ZM227 41V42H226ZM237 41H239V42H237ZM248 41V42H247ZM261 43H260V42ZM12 42V43H11ZM72 42V43H73ZM117 44H116V43ZM133 42V41H132ZM146 42V43H145ZM148 42H150V44L148 43ZM177 42L175 41V42H173V43H175V44H177ZM211 43V46H210V43ZM243 44H242V43ZM247 42V43H246ZM250 42V43H249ZM252 42H254L253 44H251ZM259 42V43H258ZM6 43H3V44H1V42H0V44L2 45V47L4 46V44H5V46H6ZM58 43V47L55 45V44H57ZM65 43H68V45L66 46L65 45ZM81 43V45H79ZM84 43V44H83ZM107 43V44H106ZM143 43H144V45H143ZM233 43H236V44H240V46H242L243 48H240V46L239 45H237L236 46V44H233ZM255 43H258V44H261L260 46L258 45L257 46V44H255ZM65 46H64V45ZM69 44H70V46H69ZM87 44V45H86ZM99 44V46L100 47H97L96 45H98ZM101 44V45H100ZM152 45V44H154L153 46H150L149 47V45ZM208 44V45H207ZM215 46V44H216V46L214 47L213 45ZM249 45L248 47H246L245 45ZM256 45V47H255V45ZM10 45V46H9ZM12 45H14V46H12ZM16 45V46H15ZM71 45H73V46H75L74 47V50H73V48L71 49ZM85 45L86 47H84V48H82L83 46ZM90 45V46H89ZM107 45H109V46H111L110 47V50H112V51H116L117 52V54L116 53H114V52H110V51H108L109 53V56H111L112 57V55H113V53H114V55L116 54L117 56H116V58H115V60H114V58L112 59V60H109L110 59V57H108V54H106L107 52H105L104 50H106V48H107ZM157 47H156V46ZM174 45V44H173ZM211 49H213L212 51H209L210 49L207 47V46ZM235 45V47L236 48H232V46H234ZM244 45V46H243ZM250 45H254V47L252 48V46H250ZM4 46V47H5ZM54 46H56V47H54ZM61 46H63L62 48H60ZM68 46L70 47V49L72 50L71 52H70V49H69V51H67V49H68ZM82 46V47H81ZM89 46V47H88ZM97 48H96V47ZM128 46V45H127ZM159 46V47H160ZM206 46V47H205ZM223 46H225V47H223ZM227 46L229 47V46H231V47H229V48H227ZM239 46V48L241 49V52L239 51L240 49L239 48H237ZM12 47V48H11ZM91 47H93V48H91ZM105 47V48H104ZM129 47V46H128ZM140 47H141V49H140ZM143 47H147V49L146 48H143ZM153 47H154V49H158V51H157V49L155 50L156 52H158L157 54L154 52V49H153ZM170 47V50L168 49ZM197 47V48H196ZM201 47H203V49H200ZM205 47V48H204ZM215 49H214V48ZM67 48V49H66ZM99 48H101V50L99 49ZM112 48V49H111ZM133 48V49H132ZM198 49V50H196V49ZM250 48H252V50L250 49ZM260 48V50L259 51H257V52H260L259 54H260V56L261 55H263L264 54V51H263V49H261ZM88 49V50H87ZM93 51H91V50ZM95 49V50H94ZM99 49V50H98ZM144 49H145V51H144ZM167 49V50H169V51H167V52H169V53H167L165 50ZM192 49V50H191ZM205 49V50H204ZM207 49V50H206ZM209 49V50H208ZM217 49V50H216ZM220 49V50H221ZM235 49H239V50H237L235 53L233 52V51H235ZM243 49V50H242ZM7 50H9V49H7ZM60 50V51H59ZM62 50H66L67 51V53H65L64 51H63V53L61 52ZM130 49H128V53L131 51ZM136 50V51H135ZM140 50H141V52H140ZM164 50V51H163ZM179 50V51H180ZM194 50H196L197 52H198V56L196 57V55H197V53L195 52V55H193L194 54ZM202 52H201V51ZM204 50V51H203ZM230 50V53L231 54H229V53H227V51H229ZM233 50V51H232ZM251 50V51H250ZM76 51H77V49H76ZM105 52L104 53V55L105 56H107V57H105V56H103V57H99V56H101L100 54V52ZM121 51V52H122ZM149 51V52H148ZM172 51V50H171ZM214 51H215V53H214ZM216 51H218V53L216 52ZM232 51V52H231ZM239 51V52H238ZM254 52V54L255 55H251V54H253V52ZM263 51V52H262ZM86 52V53H85ZM91 52V53H90ZM121 52H119V53H121ZM146 54L145 55V57L143 56L144 55V53ZM155 53V54H152V53ZM190 52H192L193 54H190ZM204 52V53H203ZM250 52H252L251 54H250V56H249V53ZM80 53V54H79ZM82 53V54H81ZM100 53V54H99ZM127 53V54H128ZM143 53V54H142ZM163 53H166V54H164L163 56L164 57H162V54ZM181 53H182V55H181ZM183 53H184V56H183ZM213 53H214V55H213ZM220 53V54H219ZM224 53H225V55H227V56H225L224 55ZM84 54V55H83ZM96 54V55H95ZM98 54V55H97ZM208 54V55H209ZM219 54V55H218ZM238 54V55H237ZM259 54L256 56V57H259ZM3 54H1L0 55V57H2V59L4 58L5 59V57L4 56H2ZM88 55V56H87ZM94 55V57H92ZM103 55V54H102ZM148 55V56H147ZM149 55L150 56H152V57H149ZM185 55H187V56H185ZM190 55V56H189ZM213 55V56H212ZM230 55V56H229ZM148 58H147V57ZM153 56H154V59H153ZM189 56V57H188ZM191 56H193V59L195 58L196 59V61L195 60H193V59H191V60H188V61H191L190 63L186 60L185 61V59H189ZM225 56V57H224ZM246 56L248 57V58H250L251 56H253V57H251L253 60H251V59H248V58H246ZM98 57V58H97ZM130 57V58H129ZM134 57L132 56V58L134 59ZM138 57H139V59H138ZM146 58V59H144V58ZM188 57V58H187ZM228 58V59H230V62H231V60L232 61H234V63H235V65H237V64H241V62H239V63H237V61H235V59L237 60L238 58ZM261 57H263L262 58V61H260L261 60ZM261 57H259V58H255V64H258V65H254V64H251V62H248V64L251 66H249L248 64H245V67H247V65H248V67L249 68H253L254 66L256 67V68H253L252 70H250L251 72H249V68H245V67H241V65L239 64V66L237 67V66H235L233 69H231V71H233V75H235V77L232 79V83H230L231 82V78H232V75H229V72H230V70H229V72L227 73V72H225V71H227V67L230 69V67H229V65H231V66H233V64H229L228 66H227V64L228 63H230V62H228L229 60H227V58H226V60L225 61H223V59L221 60L222 62H225V64L224 65H222V67L220 68V69H223V72L224 73H222L221 71H220V69H219V71H220V73H221V75L220 74H218L219 76H216L217 75V73H216V75L214 76L215 78V80H217V77H218V79H220L221 78V81H224L223 83H225L226 82V80H227V84L229 85V84H232V87H233V89H234V86L235 85H233V83L234 84H236L235 82H237V84H238V81H239V77L237 76V74H236V71L238 70L239 72H240V69L241 68H243L244 70L246 69V70H248V72H249V74H248V77H249V80L247 79V80H245V81H243V80H241V78L243 77V75H245L246 74V70L244 71L243 69L241 70V72H240V81L239 82H241V83H244V82H246V83H250V81L252 80V82L250 83V85H249V83H248V85L249 86H247V90H246V86L245 85H247L246 83H245V85H244V87L242 88V86L243 85H241V87H239L240 88V90H239V88H235L234 90L232 89V88H228L227 86V84L225 83V86H224V84L223 85H221L222 84V82L219 80V84H217V81H216V87L214 88V91L216 90V88H221V86L224 88V87H227V89L228 90H230V89H232V91H234V93L236 94V92H239V94H240V96H238L237 98H239V97H241L242 96V93L244 94L243 96L244 97H246V95H247V92H248V94H249V96L247 95V97H250V98H252V96H254L255 95V92L257 91L258 92V94L260 95L263 91H264V83H263V81H264V79H262L263 77L262 76H264L263 74H264V69L262 68V63H263V65H264V55L263 56H261ZM63 58V59H64ZM91 58L93 59V60H91ZM138 60H137V59ZM155 58H156V60L158 59V60H160V62L162 63V60H163V58L165 59V60H163V63H162V65L160 64L159 66H160V69H158V68H156V65L158 64V63H160V62H157V64L155 63ZM106 59H108V60H106ZM142 59V60H141ZM150 59H153L152 61L150 60ZM179 59H181L180 61H178ZM213 59H215V61L213 60ZM6 60V59H5ZM4 60V61H5ZM103 60H106L108 63H109V61H110V65H108V63L106 64V63H104V61ZM117 60V61H116ZM118 60H119V62H118ZM141 60V61H140ZM105 61V62H106ZM111 61H113V62H111ZM120 61H122V62H120ZM134 61V62H133ZM176 63H174V62ZM193 61V62H192ZM227 61V62H226ZM239 61V60H238ZM6 62V61H5ZM11 62V61H10ZM8 60H7V62H6V64H11ZM116 62V63H115ZM133 62V63H132ZM138 62V63H137ZM178 62H180V63H182V64H180V65H183L182 66V68H181V66L179 65V63ZM183 62H186L185 63V65H189V64H191L192 65V63L193 64H195V65H192V66H194L193 68H194V71H193V68L189 65V67L187 66V68H189L188 69V71L191 69V72L189 71H187L186 70V66L184 65V63ZM188 62V63H187ZM194 62H196V63H194ZM257 62H259V63H257ZM103 63V64H102ZM115 63V64H114ZM167 63V64H166ZM177 63H178V69L177 68H175V67H177ZM199 65H198V64ZM232 63V62H231ZM105 64V65H104ZM114 64V65H113ZM117 64H118V66H117ZM122 66H121V65ZM131 64H133V65H131ZM139 64V65H138ZM156 64V65H155ZM173 64H175V67H173ZM196 64H197V66H196ZM223 64V63H222ZM259 64H261L260 66H261V68L263 69V71H261L260 72V70H262L261 68H260V66H259ZM72 65V66H71ZM75 65V66H74ZM107 65V66H106ZM119 65H120V67H119ZM139 66V67H141V69L140 68H138L137 66ZM254 65V66H253ZM103 66H105V67H103ZM109 66H111V67H109ZM158 65H157V67H159ZM185 66V67H184ZM205 65H203L202 67H204ZM226 66V69L224 70V67ZM258 66V67H257ZM98 67V68H97ZM101 67V68H100ZM107 67V68H106ZM108 67H109V69L111 70V72L109 71V69H108ZM122 67V68H121ZM124 67V68H123ZM130 67V68H129ZM136 67H137V69H136ZM142 67H143V69H142ZM162 67V68H161ZM197 67V68H196ZM241 67V68H240ZM60 68L62 69V71H63V69H64V67H61L60 66ZM59 68V69H60ZM104 68H106L105 70H104ZM114 68V69H113ZM119 68V69H118ZM146 68V69H145ZM163 68H165V70L163 69ZM180 68V69H179ZM200 69V71H199V74H198V71H197V73H196V70H199ZM232 68V67H231ZM239 68V69H238ZM260 70H259V69ZM13 69H15L14 67H13ZM71 69V70H70ZM115 69H116V71H115ZM123 69V70H122ZM134 69V70H133ZM156 69V70H155ZM160 70V72L163 70V73L161 72H159L158 70ZM175 69H177V70H175ZM185 69V70H184ZM196 69V70H195ZM205 70V73L204 74H206L207 73V71H209V69L208 70ZM235 69H237L236 71H235ZM97 70V71H96ZM112 70H114L113 72H112ZM117 70H119L120 71V73H119V71H117ZM133 70V71H132ZM139 70V71H138ZM145 70V71H144ZM148 70V71H147ZM174 70V71H173ZM259 70V71H258ZM60 70H58V72H59ZM122 71V72H121ZM142 71V72H141ZM254 71H257V73L259 72V75H257V73L255 72L254 73ZM116 72V73H115ZM136 72H139V74L140 73H143V74H140L141 76H142V78H148L150 75H152V78H148V79H146V81L148 82V85H147V82H144V81H142V83H144L143 84V86H142V84H140L141 82L139 81V82H136L137 84L139 83V86L141 87H138V86H136L137 84L135 83V86L134 87H138L137 89H135L136 91L135 92H137V95H138V99L136 98V94H135V92L132 90V88L130 89V90H132V91H130V90H128L129 88H130V86H126V87H121V88H118L119 87V83L118 82H120V80L122 79L121 78V75H123V74H125L126 73V75L127 76H129V75H135L134 77L133 76H131V78H134V79H136L137 81L139 80V79H141V76L139 75V79L138 78H136V77H138L137 75H138V73H136ZM145 72H148V74H149V76L147 77H145V74L147 75V73H145ZM167 72V73H166ZM168 72H170L169 74H171V75H168ZM172 72V73H171ZM180 72V73H179ZM182 72V73H181ZM184 72H188V73H184ZM194 72V73H193ZM243 72V73H242ZM253 72V75H251L252 77H253V79H250V78H252L251 76H250V74ZM114 73V74H113ZM123 73V74H122ZM129 73V74H128ZM131 73H133V74H131ZM137 75H136V74ZM145 73V74H144ZM154 73V74H153ZM157 73H158V75H157ZM160 73V74H159ZM179 73V74H178ZM193 73V74H192ZM238 73V72H237ZM245 73V74H244ZM262 73V74H261ZM15 74V75H14ZM11 77H10V79H9V83H8V85H7V87H6V89L8 90V91H11V90H14L15 92H14V94L13 95H17V94H20V93H24V92H28V96L29 97H32V96H34V95H32L31 96V94L32 93H34L36 90H35V88L37 87V86H42V89H40V92L42 91V94H43V96H47V94H48V92L52 89V90H54L55 89V86L53 85V82H51V80L49 79L50 78V76L48 75V74H46V72L44 73V72H36V73H34V76L31 78V80L32 81H25V80H21V81H19V80H16L17 78H18V75H17V73H14ZM110 74V75H109ZM117 74V75H116ZM168 76H167V75ZM185 74H186V76H185ZM195 74V75H194ZM197 74V75H196ZM224 74H227V75H229V76H226V75H223ZM230 74H232L231 72H230ZM243 74V75H242ZM254 74H256V75H254ZM108 75H109V77H110V79H109V77H108ZM111 75H113L112 76V78H111ZM115 75L116 76H118V79H116L117 77H115ZM143 75H144V77H143ZM154 75H156V76H154ZM176 75H177V77H176ZM188 75V76H187ZM190 75H192V76H190ZM238 75H239V73H238ZM16 76V77H15ZM124 77H125V75H123ZM163 76V77H162ZM167 76V77H166ZM190 76V77H189ZM259 76V77H258ZM107 77V78H106ZM114 77V78H113ZM130 77V76H129ZM153 77L154 78H156V79H153ZM159 77V78H158ZM194 77V78H195ZM228 77V78H227ZM238 77V79H235V78H237ZM257 77L258 78H260V79H258V81H256L255 79H257ZM262 77V78H261ZM84 78V79H83ZM162 78H163V80H162ZM167 78V79H166ZM190 78V79H189ZM194 79V80H197V79ZM227 78V79H226ZM230 78V79H229ZM109 79V80H108ZM150 79H152L155 83H157V84H160V83H162L161 81H163V84H161V86L160 85H158L157 86V84H153L152 82V80H150ZM235 79V80H234ZM243 79V78H242ZM142 80H145V79H142ZM160 82H159V81ZM164 80H165V82H167L168 81V85L166 84V83H164ZM188 80H187V83H188ZM194 80H192V81H194ZM83 81V82H82ZM150 81H152V82H150ZM156 81H158V82H156ZM191 81V83H193ZM230 81V82H229ZM261 83H263V87H261V84H260V82ZM212 82H215L214 80L212 81ZM146 83V84H145ZM150 83H152L153 85H155L156 87H153V90H152V88H150L151 87V85H150ZM170 83H171V80H170ZM255 84V85H252V84ZM259 83V86L257 85ZM83 84H84V86H86V85H89V86H87V88L88 89H90L91 90V92H90V90H88V92H87V88L85 87L84 88V86H83ZM164 84H165V86H164ZM189 84H190V82H189ZM188 84V85H189ZM1 85V84H0ZM147 85V86H146ZM150 85V87H148ZM162 85L164 86L163 88H162ZM221 85V86H220ZM227 85V86H226ZM239 85V84H238ZM60 86V85H59ZM132 86V87H133ZM167 86V87H166ZM193 85L191 84V87H192ZM217 86H219V87H217ZM231 86V85H230ZM240 86V85H239ZM251 86H254V87H256L257 89H258V87H261V88H259V90H257L256 88H254V87H252L251 88ZM73 87V88H74ZM90 87V88H89ZM105 87V88H104ZM127 87H129V88H127ZM165 87H166V90H165ZM171 87H172V90H171ZM194 87V86H193ZM236 87H238L237 85H236ZM83 88L85 89V90H83ZM116 88H118L119 90H117ZM158 88V89H157ZM160 88V89H159ZM212 88V87H211ZM210 88V89H211ZM263 88V89H262ZM27 89H28V91H27ZM100 89L101 90H103L104 91V93L105 94H103L102 96H101V98H103V96L104 95H106V96H104V98L105 97H107V99L105 98H103V100L102 101H105V102H101V103H99L100 101H101V99H100V97L97 99L96 97H98V95L101 93V91H100ZM145 89V90H144ZM174 89V90H173ZM250 89H252V91L251 92H253L252 93V95H250L251 94V92H250ZM256 89V90H255ZM260 89H261V91H260ZM46 90V91H45ZM93 90L95 91V92H93ZM97 90V91H96ZM112 90V91H111ZM123 90H124V93L126 92L127 93V97H126V95H123L124 93H123ZM159 90V91H158ZM169 90H170V93H171V95H170V93H169ZM246 90V91H245ZM117 91V92H116ZM148 91V92H147ZM149 91H150V93H149ZM166 91V92H165ZM175 91V92H174ZM201 91H203V92H201ZM199 90V91H197V92H199L198 93V97L199 98H201V96L203 97V96H206V97H203V98H201V99H204V98H214V96L217 94V92H218V90L217 91H213V89L212 90ZM255 91V92H254ZM31 92V93H30ZM45 92V93H44ZM100 92V93H99ZM113 92H114V94H113ZM119 92V93H118ZM156 92V93H155ZM162 92H163V94H162ZM192 92V91H191ZM190 92V93H191ZM197 92L196 91H193L192 92V94L194 93H196L197 94ZM230 92H231V90H230ZM0 93H1V95H2V92L0 91ZM95 93V94H94ZM125 93V94H126ZM143 93V94H142ZM150 95H153V93H154V95H157V96H154V98H153V96H150ZM164 93H167L166 95L168 96H166V95H164ZM172 93H173V95H172ZM204 93V95H202ZM216 93V94H215ZM233 93V92H232ZM6 94H9V92H7ZM45 94V95H44ZM116 94V95H115ZM133 94H135L136 96H134V98H136V99H133V98H131L132 96H133ZM147 94L149 95V96H147ZM159 94V95H158ZM208 94V95H207ZM235 94L233 95V96H235ZM238 94V93H237ZM238 94V95H239ZM254 94V95H253ZM0 95V96H1ZM95 95H97V96H95ZM45 96V97H46ZM71 98H70V97ZM80 96V97H79ZM130 96V97H129ZM147 96V97H146ZM158 96H159V98H161V97H165L164 99H160V100H162V101H164L165 103L164 104H161V103H159V105L161 106H166L167 104H168V106L167 107H162V109H161V111H162V116H165V117H162V118H164L163 120H162V118H158L157 120H159L157 123H158V125L156 126V124L157 123H155V125H152V124H154V122H156V120L154 121H150L148 124H147V121H145V123H144V120H146L145 119V117H142V113H143V111H145L146 109H147V111H148V109H149V105H150V103H152V102H150L151 100L149 99H147V98H153V99H155L156 98V100L157 99H159L158 98ZM211 96V97H210ZM237 96V95H236ZM242 96V97H243ZM256 96H258L257 95V93H256ZM256 96L254 97V98H256ZM93 97V98H92ZM173 97H175V99L173 98ZM192 97H193V95H192ZM196 97V95H194V97L193 98H190L191 100L190 101H195V98ZM60 98V97H59ZM129 98V99H128ZM234 98L235 97H233V100L231 101V103H233L234 104V102L237 100L238 101V99H235V101H234ZM93 99V100H92ZM99 100L100 99V101H95V100ZM141 99V100H140ZM142 99H144V101L142 100ZM148 100V102L146 101V100ZM152 99V100H153ZM165 99L168 101V99H169V103L167 102L166 103V101H165ZM129 100V101H128ZM132 100H134V101H136V103H133L132 102ZM155 100V101H156ZM178 100L180 101L181 100V102L184 104H182V103H180V102H178ZM196 100H198L197 98H196ZM109 101H111L110 103H112V101H113V103L112 104H114V105H112V104H110V105H108L109 103ZM114 101H117V102H114ZM127 101V103L128 102H132V106H134V107H132L131 105H128L127 107H125V110L123 111H118V109L115 107L116 106V103H117V106L119 105L118 104V102L119 103H125ZM234 101V102H233ZM236 101V102H237ZM251 101V100H250ZM249 101V102H250ZM141 102H142V104H141ZM143 102H145V107H144V103ZM235 102V103H236ZM126 103V104H127ZM149 103V104H148ZM163 103V102H162ZM177 104L176 106L174 105V104ZM128 104H131V103H128ZM138 105L139 106V108H140V110L139 109H137L138 108V106L137 107H135L136 105ZM140 104L143 106L142 108H141V106H140ZM251 104V102L248 104V106ZM91 105H92V107H91ZM102 105V106H101ZM230 105V108H231V106H232V104H229ZM236 104H234L233 106H235ZM31 106V109H30V107L29 108H27L28 110L30 109V111H28L27 109H26V111L27 112H29V113H33L34 112V110L35 111H37L38 110V105H35V108H34V105H30ZM87 106H89L91 109L92 108H95L94 110H96L97 112H98V114L97 113H90V111H89V107L87 108ZM120 106V105H119ZM130 106V107H129ZM170 106V107H171ZM232 106V107H233ZM113 107V108H112ZM148 107V108H147ZM76 108V109H75ZM108 108V109H107ZM167 108V109H166ZM32 109H34V110H32ZM74 109V110H73ZM88 109V110H87ZM165 109L167 110V112L165 111ZM171 109V108H170ZM86 110V111H85ZM99 110V111H98ZM132 111V110H134V111H132V113L131 112H129V111ZM138 110V111H137ZM33 111V112H32ZM82 111V112H81ZM164 111L166 112V115H163V114H165L164 113ZM87 112H89V113H87ZM106 112V113H105ZM125 113V116H124V113ZM134 112H135V116H136V114L138 115L137 117L140 119V123H138V124H136V122H137V120H138V118L137 117H132V119H131V116H133L134 115ZM172 113L171 114V116H170V114L169 113ZM68 113H70V114H68ZM106 115H105V114ZM167 113H168V115H167ZM259 113V112H258ZM74 114V115H73ZM130 116H129V115ZM146 115V113H143V115ZM47 115V116H46ZM58 115V116H57ZM90 115V116H89ZM193 116H194V114H192ZM1 116V115H0ZM105 116H108L107 118H111V120H104V123H103V117H105ZM127 116H129V117H127ZM169 116V117H168ZM189 116H190V114H189ZM189 116L186 118V120H187V122H186V124L187 125H190V126H193L194 124H193V122H192V118H189ZM238 116V117H239ZM45 117V118H44ZM89 117H90V119H91V121H90V119H89ZM192 117V116H191ZM52 118H54L55 119V121H53L52 120V124H51V120L49 121V119H52ZM56 118H58V120L56 119ZM64 118V119H63ZM124 118V119H123ZM125 118H126V121H125ZM189 118V119H188ZM244 118V119H243ZM255 121L254 123H252V119ZM1 119H2V117H0V123H1ZM87 119H89V123L88 122H86L87 121ZM132 120L133 121V119H135L136 121H134L135 123H132V121L130 122V121H127V120ZM166 119L164 120V121H166ZM191 119V121L190 122H188L189 120ZM240 119V120H241ZM248 120V121H246V120ZM28 120V119H27ZM86 120V121H85ZM142 120V121H141ZM257 120V119H256ZM25 121V122H24ZM57 121H58V124H57ZM88 123L87 125H85L86 123ZM139 121V120H138ZM162 121V123L163 124H161L160 122ZM251 121V123L252 124H250V123H247V122H250ZM55 122V123H54ZM61 123V125H60V123ZM126 122H128V123H126ZM260 122H262V124H259ZM21 123V122H20ZM19 123V124H20ZM43 123H41L40 125H42ZM45 123H46V125H45ZM48 123V124H47ZM147 124V126H144V125H142V124ZM188 123H190V124H188ZM2 124V123H1ZM0 124V125H1ZM22 124V123H21ZM49 124H51V125H49ZM53 124H54V126H55V124H56V126L54 127L53 126ZM82 124H84L83 126H81ZM95 124V125H94ZM134 124L136 125L135 127H131V126H134ZM159 124H160V126H159ZM249 124V125H248ZM254 124V125H253ZM256 124V125H255ZM33 125V126H32ZM97 128V129H95L94 130V126ZM96 125H98V127L96 126ZM120 125V126H119ZM149 125H152V127H151V129L149 128L150 126ZM161 125H163L162 126V130L163 131H161L160 129H159V127H161ZM251 125H252V127H254L253 129H249L250 127H251ZM257 125H259V126H257ZM30 126H32V127H30ZM57 126H59L58 128H56ZM60 126H62V128L60 127ZM108 126V127H107ZM119 126V127H118ZM129 126V127H128ZM137 126H139L138 128H136ZM141 126V127H140ZM142 126H143V128H142ZM149 126V127H148ZM249 126V127H248ZM262 126H264V124L262 125ZM2 127V126H1ZM24 127V128H23ZM48 127H50V129L47 131V128ZM53 129H52V128ZM106 128V130H105V128ZM123 128V130L121 131L120 130V128ZM149 129H148V128ZM157 127V128H156ZM248 127V128H247ZM251 127V128H252ZM258 127V128H257ZM19 130H18V129ZM30 128V129H29ZM44 128H46V130L44 129ZM59 128H60V131H59ZM103 128H104V130H103ZM135 128V129H134ZM164 128V129H163ZM245 128H247V129H249L250 131L248 132L247 131V129H245ZM260 128L262 129V130H260ZM32 129H36V130H38V131H33ZM56 129V130H55ZM57 129H58V131H57ZM158 131H157V130ZM169 129V130H168ZM245 129V130H244ZM3 130V131H2ZM22 130V131H21ZM42 130H45L44 131V133L42 134ZM74 130H76V132L74 131ZM84 130H85V128H84ZM116 130V131H115ZM140 130V131H139ZM148 130V131H147ZM171 130V131H170ZM253 130H255V133L254 134H252L254 131ZM260 130V131H259ZM12 131H13V133H15L16 135H12L13 133H12ZM42 131V132H41ZM153 131V132H152ZM164 131H166L165 132V134H164ZM170 131V132H169ZM237 131V132H236ZM240 131H242L241 133H243V132H245V131H247V132H245V134L247 135L248 133H249V135L251 134V136H249L248 137V135L246 136L244 133V135H245V137L243 136V135H241V133H240ZM251 131H252V133H251ZM257 131V132H256ZM2 132H4L3 134H2ZM9 132H11V133H9ZM19 133V134H17V133ZM41 132V133H40ZM51 132H52V134H51ZM57 133V136L55 137L54 135ZM100 132H102V133H100ZM195 132H197L196 134H195ZM205 131H204V133H206ZM6 133L8 134V135H11L12 137H10V136H7L6 135ZM21 133H22V135H21ZM40 135H39V134ZM55 133V134H54ZM117 133V134H116ZM146 133V134H145ZM161 133V134H160ZM169 133H171V134H169ZM190 133H189V135H190ZM203 133V134H204ZM240 133V134H239ZM23 134H24V136H23ZM48 134V135H47ZM64 134H68V137L66 138V136H63ZM85 134H84V136H85ZM92 133L90 132V135H91ZM102 134V135H103ZM152 134V135H153ZM210 134V133H209ZM263 134V133H262ZM261 134V136H263ZM3 135V137H1ZM26 135H28V136H30V137H27L28 138V143L30 144H25V140L27 139L26 138ZM42 135V136H41ZM43 135H45V139L47 138L48 139V142L45 140L44 141V139H42L43 138ZM70 135V136H69ZM152 135H150V136H152ZM161 135H163L162 137H160ZM211 135V134H210ZM239 135V136H238ZM241 135V136H240ZM253 135V136H252ZM88 137H90L89 136V134L87 135ZM98 135H94V137H96V138H94V139H96L94 142H97V140H100V138H101V140H106V139H108V137L107 138H105V137H102V136H98ZM104 136V135H103ZM145 136L143 137V138H145ZM212 136L214 137V135L212 134ZM234 136H238V138H240L238 141L237 140H235V139H238V138H236L235 137V139H234ZM243 136V137H242ZM255 136V137H254ZM7 137V138H6ZM9 137V138H8ZM51 137V138H50ZM55 137V138H54ZM70 137V138H69ZM93 137V136H92ZM92 137H90L91 139H92ZM140 137V136H139ZM149 137V136H148ZM224 137H222V139L220 138V141H224V140H226V139H224ZM228 137V138H227ZM6 138V139H5ZM16 138V139H15ZM24 138H25V140H24ZM113 138V139H114ZM141 138V140H144L142 137H140ZM188 138L190 139V140H188ZM215 138V137H214ZM242 138V139H241ZM244 138V139H243ZM261 138V137H260ZM259 138V139H260ZM6 141H5V140ZM7 139H8V141H7ZM11 139H12V141H11ZM51 139H54V140H51ZM147 138H145V140H146ZM180 139V138H179ZM193 139V140H192ZM213 139V141H212V143H214V144H210L211 142V140ZM218 139V138H217ZM230 139V140H229ZM232 139L233 140H235L234 142L232 141ZM30 140V141H29ZM32 140V141H31ZM43 140V141H42ZM51 140V141H50ZM58 141L59 140V142L58 143H56L55 141ZM104 140V141H105ZM246 140V141H247ZM250 140V139H249ZM247 141V142H251V141H253V140H250V141ZM256 140H254L253 142L255 143L256 142ZM36 141H38L39 143H41V144H39L38 145V142H36ZM193 142L192 144H190V142ZM209 141V143H207ZM7 143V145H6V143ZM14 142H16V143H18L19 142V145L18 144H14ZM32 144H31V143ZM34 142H36L35 143V145H34ZM258 142V141H257ZM259 142H260V140H259ZM257 143L258 145H260L261 143ZM10 143V144H9ZM23 143V144H22ZM195 143H196V145H195ZM207 143V144H206ZM252 143V142H251ZM182 144V145H181ZM204 144H205V146H204ZM16 145H18V146H16ZM31 145H33V146H35L36 147V149L35 150H32V149H34L35 147H33V146H31ZM37 145V146H36ZM181 145V146H180ZM211 145H212V147L213 148H210L211 147ZM231 145V144H230ZM230 145H228V152L230 151L229 150V148H230ZM16 146V147H15ZM20 146V147H19ZM30 146V147H29ZM189 146L191 147V149H189ZM207 146H210V147H208L207 148ZM227 146V145H226ZM5 147V148H4ZM17 147H18V150H17ZM202 147H204V148H202ZM21 148V149H20ZM23 148H26V150L25 149H23ZM188 148V149H187ZM199 148V149H198ZM217 148V147H216ZM219 149H220V146L218 147ZM230 148V149H231ZM5 149V150H6ZM16 149V151H14ZM29 149V150H28ZM134 147L132 148V150L134 151ZM200 149H209L210 151H212V153H213V155H214V159L212 158V160H214L213 162H212V164L213 165H210L211 164V162H210V160L211 159H209L208 157H209V155L211 154V157H212V153L211 152H209V151H207V153L205 152L204 153V150H203V152H200ZM227 149H226V151H227ZM23 150V151H22ZM24 150L27 152V150H28V152L26 153V154H28L29 152L30 153H33L32 154V157L30 158V156H29V154L28 155H25L24 154ZM38 150H39V152H38ZM58 150H60V151H58ZM63 150V149H62ZM185 150H187V152L185 151ZM190 150V151H189ZM240 150V149H239ZM14 151V152H13ZM17 151H19V152H17ZM36 151H37V153L39 154H37L36 153ZM182 151V150H181ZM180 151V152H181ZM202 151V150H201ZM206 151V150H205ZM226 151L224 152V153H226ZM13 152V153H12ZM17 152V153H16ZM41 152V153H40ZM44 154H43V153ZM185 152H186V154H185ZM190 152H192V153H190ZM194 152V153H193ZM197 152H200L199 153V156L197 155L198 153ZM35 153H36V155L38 156V157H36L35 156ZM189 153L191 154V156L189 155ZM203 154V155H200V154ZM216 153V154H215ZM12 154V155H11ZM17 154V155H16ZM42 154V155H41ZM205 154V155H204ZM233 154H231V155H233ZM14 155V156H13ZM31 155V154H30ZM61 155H63L62 157H60ZM70 155H71V157H70ZM185 155H186V157H185ZM193 155H195V156H193ZM207 155V156H206ZM215 155H216V157L218 158V156H223V158L221 157H219L220 158V161H218L219 160V158L217 159V158H215ZM238 155H239V157H238ZM242 155V156H241ZM19 156V157H18ZM21 156H22V159H23V161H22V159H21ZM67 156V157H66ZM185 158H184V157ZM187 156H190L189 158H190V160H189V158L187 157ZM193 156V157H192ZM196 156H198V159H200V156H201V159L204 161V159H205V161L203 162L202 160L201 161H199L198 159H196L197 161H199V162H197V161H194V157H196ZM202 156H204V158H202ZM14 157H16L15 159H14ZM24 157V158H23ZM30 159H29V158ZM34 157H35V159H34ZM54 157V158H53ZM64 157H66V160L67 159H69L70 160V164H69V162L68 161H66L65 159H64ZM192 157V158H191ZM206 157H207V159H206ZM3 158V159H2ZM27 158V159H26ZM186 158H187V161L185 162L186 164H184V162H183V160H186ZM197 158V157H196ZM226 160H225V159ZM260 159H261V157H259ZM12 159H13V161H12ZM33 159V160H32ZM38 161H37V160ZM63 159H64V162H63ZM195 162V164H197V165H195V166H193V167H195V168H193L192 167V165L191 164H193L194 162L192 161V160ZM216 159V160H215ZM222 159L224 160V162H226V161H228L227 163L228 164H230L231 165V168L230 169H227V168H229L230 167V165H225L226 163H224L223 161H222ZM239 159H240V162H239ZM258 159V158H257ZM27 160H29V161H27ZM60 160V161H59ZM189 160V161H188ZM208 160H209V162H208ZM4 161L6 162V163H4ZM15 161V162H14ZM54 161H56V162H54ZM190 161H192V163L190 162ZM208 162V167H207V164L205 163V162ZM215 161H217L216 163H215ZM258 161H259V159H258ZM257 160H256V162L257 163H261V161L260 162H258ZM19 162V163H18ZM28 162V163H27ZM38 162V163H37ZM54 162V163H53ZM58 162V163H57ZM60 162H63V163H61V165H59L60 164ZM201 162L203 163V165L204 166H202V164H201ZM220 162H222L221 164H218V163H220ZM31 163H33L32 165H34V168L31 166ZM40 163V164H39ZM56 163V164H55ZM74 163V164H73ZM22 164V165H21ZM29 164V165H28ZM42 164V165H41ZM55 165L54 167L52 166V168H53V170L56 172L57 170H58V166H60L59 167V170H58V172H56V175H57V177L58 176H60V177H62L61 179H63L62 181H61V179L58 177V180H56V178H55V174H54V172H52L51 170H50V168H51V165ZM58 164V165H57ZM71 164H73V165H71ZM75 164L77 165V166H75ZM184 164V165H183ZM198 164L200 165L201 164V166H198ZM206 164V165H205ZM217 164V165H216ZM262 164V163H261ZM42 166V168L44 169V172H45V169H47L49 172L51 171L52 173L50 174L48 171H46L45 173H43V169L42 168H40V170L42 169V171H40V173H41V175L45 178V181H47L48 182V179H51L52 181H56L57 183H58V181H60V182H64V183H67L68 182V180H70V182H68V184L66 185H64V183L62 184V183H54V182H52V181H50V183H47V182H45L44 181V178L42 177V176H38L39 178H42V179H38V177H36L38 174H40V173H38L39 171V168H36V167H41ZM65 166V167H61V166ZM71 165V166H70ZM85 165V164H84ZM194 165V164H193ZM209 165H210V167H209ZM214 165H216V166H214ZM223 166V168L224 169H222L221 168V166ZM4 166V167H3ZM29 166H31L32 167V170H31V168L29 167ZM212 166V167H211ZM220 166V167H219ZM226 166H228L227 168H226ZM238 166V167H237ZM259 166H260V164H259ZM76 167V168H75ZM183 167V168H182ZM192 167V168H191ZM199 168V167H201L202 169H203V171L204 170H206V168H208L207 169V171H205V172H207V177H204V179L205 178H208V179H205V181L204 180H199L198 182H197V178H196V176H193V175H196V173H194V172H198V169H197V171H196V168ZM214 167H215V170H214ZM234 167H236L237 169H235ZM246 167V168H245ZM51 168V169H52ZM55 168V169H54ZM169 168V167H168ZM200 168V169H201ZM221 168V169H220ZM226 168V169H225ZM10 169V170H9ZM11 169H13V172H12V170ZM34 169V170H33ZM62 169H68L69 171L70 170H72V172H73V174L71 173V171L69 172V171H66L65 172V170H62ZM77 171H79V170H81V171H79V173H81V174H79V176H81L82 177V175H83V177L81 178V177H79V176H77L78 174H75L76 172V170ZM190 169V170H189ZM191 169H193V170H191ZM194 169H195V171H194ZM199 169V170H200ZM202 169H201V172L204 174V172L202 171ZM209 169H212V171L215 173L216 171L217 172H219L218 173V175H219V177L217 178L216 177V180L217 181H214L215 180V176L213 177V172L211 171L210 172V170ZM245 171H244V170ZM6 170V171H5ZM16 170L19 172H16ZM35 170H37V172L35 173ZM176 170V171H177ZM219 170V171H218ZM226 170H227V172H226ZM7 171H9V172H7ZM61 171H64V173H65V175L66 174H71L70 175V179H68L67 180V178H66V176H64L63 174V176H64V178H63V176L62 175H60L59 173H62ZM171 171H173V173H171ZM191 172V173H189V172ZM253 171V172H252ZM16 172V173H15ZM69 172V173H68ZM75 172V173H74ZM234 172V173H233ZM38 173V174H37ZM171 173V174H170ZM177 174V175H175V177H174V174ZM213 173V174H212ZM231 173L229 174V178L228 179H230V177H232L231 176ZM237 173V172H236ZM31 174V175H30ZM36 174V175H35ZM46 174H48V175H53L54 176V178H55V180H53L52 179V176L50 177H48V175H46ZM211 174H212V176H211ZM170 175H171V177H170ZM178 175H180L179 177H178ZM191 175H192V177H193V179L191 178ZM222 176L219 178V181L220 180H222V184L224 183V185H221V184H219L218 185V187L219 188H221L219 191H222L223 190V192L225 193V191H226V193H227V196H228V193L231 195L232 193H234L235 192V190L233 189H229L230 188V186L228 185V184H230L231 183V181H233V178L231 179V181L229 180V182H227V180L228 179H226V177H224V175L223 174H221ZM73 176V177H72ZM77 177V179H74L75 177ZM91 176V177H90ZM116 176V175H115ZM114 176V177H115ZM174 178H173V177ZM206 176V175H205ZM209 176V177H208ZM18 177V178H17ZM182 177V178H181ZM12 178V179H11ZM17 178V179H16ZM47 178V179H46ZM79 178V179H78ZM80 178H81V180H80ZM93 178V179H92ZM210 178V179H209ZM236 178V177H235ZM12 180V182H11V180ZM19 179V180H18ZM38 179V180H37ZM74 179V180H73ZM114 179H116V177L114 178ZM174 179V180H173ZM176 179V181H178ZM195 179V180H194ZM226 179V180H225ZM249 179H253V178H249ZM256 178H254L253 179V182L252 183H255L254 182V180H255ZM21 180V181H20ZM44 181V182H42V181ZM71 180H72V182H71ZM116 180H120L119 179V176H118V179H116ZM122 180V179H121ZM172 181L174 184H173V187L174 188H170V187H168V185L169 186H171L172 187V185H170V184H166L165 183V181L167 182V183H169V181ZM194 180V181H193ZM241 180V179H240ZM240 180H239V183H240V188L241 189H239V191H237V192H239V193H241V191L240 190H243V192H242V194H240V195H242L241 197H243V193H244V195L247 197H243L247 202L248 201H250L251 200V196H250V194H252L254 191L256 192L257 190L259 191V192H256V194H255V192L253 193V194H255V196L257 195V202L255 201V199H254V204L256 205H251V210L248 212L247 211V209H246V212H248L249 214H250V212L251 211H253L252 213L253 214H251V216L252 215H254V214H259V217H260V215H261V213L264 211V208L262 209V205H264V198H262V195H263V193H261L260 191H262V189H263V187H264V184L262 185V189L260 190V189H258L257 187V185H259V186H261V183H259V181H258V184H257V182L255 183L256 184V187H253L254 185L252 184H250L251 183V180H248V179H246V178H244L243 180H241L242 182H240ZM245 180H248L249 181V185H247V187H245L246 186V183L245 182H247V181H245ZM24 183H23V182ZM39 181V182H38ZM41 181V182H40ZM113 181V180H112ZM184 181V180H183ZM210 181L212 182V183H210ZM227 183H226V182ZM22 182V183H21ZM89 182V183H88ZM117 182H119V181H116L115 182V180L113 181V183H117ZM216 182H217V184H216ZM260 182H262V183H264V181H260ZM45 183V184H44ZM69 183L71 184H73V186L74 187H72V186H69ZM123 184V180L122 181H120V184ZM180 183V181H178L177 183H176V185H178ZM205 185H204V184ZM208 183V184H207ZM210 183V184H209ZM216 185H215V184ZM220 183H221V181H220ZM4 186H3V185ZM28 184V185H27ZM33 184H34V186H33ZM55 184V185H54ZM71 184V185H72ZM85 184V185H84ZM120 184H118V185H120ZM151 184H149V185H151ZM158 184V185H157ZM182 184H184L183 182H182ZM247 184H248V182H247ZM2 185V186H1ZM35 185H37V188H36V186ZM46 187H45V186ZM53 185V186H52ZM62 185V186H61ZM79 185V186H78ZM81 185V186H80ZM82 185H84V186H82ZM117 185V186H118ZM157 185V186H156ZM180 185V184H179ZM179 185H178V187H179ZM227 185V186H226ZM244 185V186H243ZM250 185L253 187V189H255L253 192H252V190L250 191ZM7 186V187H6ZM40 186H41V188H40ZM67 186V187H66ZM85 186H86V189H88V190H90V191H93V192H95V193H93V192H91L90 193V197H88V198H86L87 196H89V193H88V191L85 189V190H82V192L84 193V191H85V193L84 194H86V191H87V193L88 194H86V195H83V193L82 194H80L81 196L79 197V192L77 193L76 192V194L75 193H73V192H75L74 190L73 191H70L71 190V188L72 189H76L77 191L78 190H80V189H83V187L85 188ZM156 186V187H155ZM203 186V187H202ZM222 186H226L225 188H223ZM5 187V188H4ZM9 187V188H8ZM18 187V188H17ZM21 187V188H20ZM68 187H70L69 188V190L67 189ZM90 187V188H89ZM94 187V188H93ZM161 187H164V189L163 188H161ZM229 187V188H228ZM247 189L248 187H250L249 188V190H248V192L246 191V189ZM2 188V189H1ZM8 188V190H6ZM40 188V189H39ZM45 188V189H44ZM79 188V189H78ZM198 188V189H197ZM243 188V189H242ZM4 189L6 190V191H4ZM66 189V190H65ZM106 189V190H105ZM162 189V190H161ZM196 189V190H195ZM47 191V194H50V192H48V190L49 191H51V194L50 195H47L46 194V191ZM161 190V191H160ZM212 190V189H211ZM210 190V191H211ZM10 191H11V193H10ZM33 191V192H32ZM38 191H40V192H38ZM54 191V192H53ZM65 191V192H64ZM71 192V193H73V194H69V195H66V194H68V192ZM204 192L206 191L207 192V190H203ZM216 191V190H215ZM215 191H211L212 192V194H214L215 193ZM218 191V190H217ZM232 191V192H231ZM234 191V192H233ZM5 192V193H4ZM28 192L30 193L29 194V196L25 199V197L27 196L26 194H28ZM41 192H42V194H41ZM80 192H81V190H80ZM98 192V193H97ZM149 192H150V194H154L155 195V197L153 196V197H149V198H147L148 200H146V199H144V198H142V197H145V195H148L149 194ZM200 192V191H199ZM250 192V194H248ZM262 192H264V190L262 191ZM10 193V194H9ZM19 193V194H18ZM60 193V194H59ZM146 193V194H145ZM148 193V194H147ZM180 193V192H179ZM217 193L218 192H216L215 194H216V197H217V199H219L220 198V196H219V198H218V195H217ZM220 193V192H219ZM218 193V194H219ZM225 193V194H226ZM236 193V192H235ZM234 193V194H235ZM248 195H247V194ZM259 193L260 194H262L261 196H259ZM8 194V196H6V198H5V195H7ZM14 194V195H13ZM15 194L17 195L16 197H14L15 196ZM21 194V195H20ZM78 194V195H77ZM96 195V196H94V195ZM175 195L174 193H171L170 194V198L172 197V199L171 200H178V201H182V200H184L185 199V195H183L182 196V194L180 195V194H178V195H180V197H181V199L182 200H179V196L177 195V197H178V199H177V197L175 198H173V196H171V195ZM233 194V195H234ZM4 195V196H3ZM47 195V197H45ZM55 195V196H54ZM71 195V196H70ZM78 196V198H75V197H77ZM82 195H83V197H85L86 199H88L87 200V202H85V205H83V207H81V213H78L76 210H73L74 209V207L76 206V202L78 203V202H80V200H81V202L83 201V204H84V201L86 200V199H82ZM103 195V196H102ZM152 195H149V196H152ZM229 195V196H230ZM2 196V197H1ZM9 196H11V197H9ZM18 196H22V197H18ZM49 196H52V197H49ZM70 196V197H69ZM75 196V197H74ZM99 196V197H98ZM105 196V197H104ZM119 196H121V195H119ZM128 196V197H129ZM176 196V195H175ZM232 196V195H231ZM248 196H250L249 197V200H248ZM4 197V198H3ZM31 197V196H30ZM41 197V198H40ZM49 197V199L47 200V198ZM53 197H56L57 198V200H58V202H57V200L55 199V198H53ZM69 197V198H68ZM74 197V198H73ZM102 197H104L105 198V200H104V198H102L103 200H101L100 202H97V198H99V200L101 199ZM159 197H162V194L159 196ZM158 197V198H159ZM214 197V195H212V198ZM8 198H9V200H8ZM11 198H12V200H11ZM13 198H14V200H13ZM16 198V199H15ZM19 198L21 199V198H23V199H21V200H19ZM60 198H62V200L60 199ZM65 198H67V200L69 199V201H65ZM71 198V199H70ZM72 198H73V200H72ZM81 198V199H80ZM94 198H96V199H94ZM212 198H208L209 200L208 201H211L212 200ZM261 198H262V200H261ZM30 199V200H29ZM51 199H53V201L51 200ZM55 199V200H54ZM91 199V200H90ZM140 201H139V200ZM19 200V201H18ZM24 200V201H23ZM50 200V201H49ZM61 200V201H60ZM64 200V201H63ZM76 200V201H75ZM136 200V201H135ZM156 200V201H155ZM213 200L215 201V198H213ZM212 200V201H213ZM11 201H13V203H11ZM27 201V202H26ZM89 201V202H88ZM92 201V204H89L90 202ZM138 201V202H137ZM146 203H145V202ZM213 201V202H214ZM263 203H262V202ZM10 202V203H9ZM56 202H57V204L58 203H61L62 204V206H61V204L60 205H57L56 204ZM64 202H66V204L64 203ZM137 202V203H136ZM259 202V203H258ZM18 203H19V205H18ZM87 203H88V205H87ZM96 203V205H94ZM119 203H121L120 205L122 206H120L119 205ZM256 203H258V204H256ZM261 203V206L259 205ZM6 204H11L12 206L14 205V204H16L15 206H16V211L15 210H12V213H14V215L15 216H11L10 215V218L9 219H7L6 221H4L5 219L4 218H2L3 216V214L4 213H8L11 209L10 208H8V207H6L5 205ZM66 206H65V205ZM71 204V206H69ZM72 204H75V205H72ZM105 204V205H104ZM246 204V203H245ZM244 204V206L243 205H241V207H238L237 206V208H242L243 207V209L244 208H247V207H249L248 205H245ZM44 205V206H43ZM91 205V206H90ZM95 206V208L96 209H98V210H96L95 209V211L93 210V209H90V207H92V206ZM98 205V206H97ZM130 206V207H128V206ZM147 205H145V206H147ZM150 205V204H149ZM148 205V206H149ZM18 206V207H17ZM50 206V207H49ZM56 206H58V207H56ZM93 206V207H94ZM123 206H126V207H123ZM252 206H253V209L255 210V208H256V210L258 211H254L253 209H252ZM49 207V208H48ZM65 207V208H64ZM69 207H71V208H69ZM141 207V208H142ZM192 207V206H191ZM229 207H231L232 208V210H233V212H237V215H236V221H238V222H241V223H238V225L240 224V225H245V224H247V223H245V222H247L248 221V219L250 218V215H249V217H247L248 216V213H245L244 212V210L243 209H237L236 208V205H233V204H231ZM255 207V208H254ZM264 207V206H263ZM51 208V209H50ZM59 208V209H58ZM73 208V209H72ZM86 210H85V209ZM89 208V209H88ZM111 208V209H110ZM128 208V209H127ZM131 208V209H130ZM140 208V209H141ZM236 208L237 210L235 211L234 209ZM262 209V212H261V210L260 209ZM22 210L24 211V212H22ZM87 210L90 212V213H88L87 212ZM91 210H93V211H91ZM122 210V213L120 212ZM129 210V211H128ZM132 210H133V212H132ZM239 210V211H238ZM260 210V211H259ZM83 211H84V213H83ZM115 211V212H114ZM21 212L23 213V215L21 214ZM72 212V213H71ZM75 212H76V214H75ZM92 212V213H91ZM113 212V213H112ZM125 212H127V214L125 213ZM128 212H130V213H128ZM135 212V213H134ZM144 213V215L142 214V213ZM256 212V213H255ZM261 212V213H260ZM27 214V215H29V216H27V215H25V214ZM87 213L89 214V215H92V216H90L89 217V215H87ZM140 213V214H139ZM147 213V214H148ZM241 213V214H240ZM242 213H244V214H246L245 216L244 215H242ZM84 214V215H83ZM86 214V215H85ZM95 214V215H94ZM130 214V215H129ZM134 214H136V216H134ZM172 214V215H171ZM170 214V216H167L166 215V219H168V218H174V217H177L178 216V214H180V212H178L177 211V213H171ZM175 214V216L174 217H172L173 215ZM238 214L239 215H241L240 217H241V219L243 218V216H244V221L243 220H241L240 219V217L238 216ZM70 215H72V217H70ZM75 215V216H74ZM81 216L83 219H80L81 217H79V219H77L76 220V218H77V216ZM95 217H94V216ZM125 215H126V217H125ZM138 215H140V216H138ZM168 215H169V212H168ZM263 215H264V213H263ZM2 216V217H1ZM19 218H17V217ZM27 218H26V217ZM84 216V217H83ZM87 216V217H86ZM141 216L142 217H145L144 219L143 218H141ZM151 216V215H150ZM262 216V215H261ZM16 217V218H15ZM88 217H89V220H88V222H87V220L86 219H88ZM137 217H139V219L141 220V221H138L139 219L137 218ZM168 217V218H167ZM253 217V219H254V216H252ZM259 217H255L256 219H259ZM2 218V219H1ZM14 218L16 219V222L14 221ZM30 218H31V216H30ZM75 218V219H74ZM136 218L138 219V220H136ZM246 218H248L247 220H246ZM33 219V218H32ZM69 219V220H68ZM70 219H72L71 221H70ZM94 219V220H93ZM95 219H97V220H95ZM251 220H252V218H250ZM250 219H249V222L251 223H253V220L252 221H250ZM20 220H21V223H20ZM124 220V221H123ZM147 220H145V222L147 221ZM213 220V219H212ZM212 220L210 221L211 222V224L210 225H212V226H210L209 225V221H207V223H208V225L210 226V227H208V225H206V228L204 227V228H202L201 229V231H202V234H203V231L204 232H206L210 237H213V238H216L215 236H218V240H219V242L220 241H222V242H226V243H229V244H231V242H232V244L234 243V241H236L235 242V245L237 244L238 245V243H239V245L240 244H244L245 243V241H243V240H241V239H239L240 237H235V235H238V231H236L235 229H233L234 230V233L235 234H233V231L231 230V232L232 233H229V232H226L225 233V227L223 226V225H221V223H219L218 222V219H215V222H218L219 223V227H222V229H221V231H220V229L218 228V224L217 223H215V224H217V225H215L213 222H212ZM217 220V221H216ZM255 220V219H254ZM76 221V222H75ZM86 221V222H85ZM91 221V222H90ZM123 221V222H122ZM139 222V223H136V222ZM259 222L260 223V220H256L255 222ZM4 222V223H3ZM69 222H72V223H69ZM80 222H82L81 223V225H80ZM85 222V223H84ZM113 222V223H112ZM118 222V223H117ZM206 222V221H205ZM243 222V223H242ZM248 222V223H249ZM77 223V224H76ZM87 223V224H86ZM109 223V224H108ZM245 223V224H244ZM258 223V226L260 225ZM69 224V225H68ZM73 224V225H72ZM79 224V225H78ZM83 224L85 225V226H83ZM213 224H214V226H213ZM62 225V228H67V230H65V229H62V231L59 233V230H60V226ZM66 225V226H65ZM74 225H76V228H75V226ZM106 225V226H105ZM109 226L110 228L112 227V228H114L115 226ZM137 225H139V226H137ZM163 225V226H162ZM161 226L159 225V229H158V226H156V229H154V230H162V228L161 227H165L166 225L165 224H162ZM221 225V226H220ZM23 226V225H22ZM64 226V227H63ZM72 226V227H71ZM78 226V227H77ZM81 226H83V227H81ZM127 226V225H126ZM217 226V227H216ZM262 226V225H261ZM70 227V228H69ZM102 227H103V225H102ZM138 227V228H137ZM212 227H214V228H216L215 230L212 228ZM31 228V229H30ZM29 229L30 230H32V232L34 231V233H39V234H42L43 235V233L45 232V230H42V231H44V232H42L41 231V229H39V228H37V227H35L34 225H31V227H30ZM71 228H72V230H71ZM74 228V229H73ZM82 228V229H81ZM87 228V229H86ZM261 229H262V231L264 230V228H262V227H260ZM22 229H25V228H23L22 227ZM28 229V231H30ZM86 229V230H85ZM169 231V227L167 228V227H165V228H163V230H162V233H164L165 231H167V230ZM212 229V230H211ZM237 229V228H236ZM261 229H257V227H256V229H254V230H258L259 232L261 231ZM53 230V229H52ZM83 230H84V232H83ZM88 230V231H87ZM112 230V229H111ZM116 230H117V227H115V229H113V231H115V233H116ZM208 230L210 231V233H208ZM223 230V231H222ZM7 231V232H8ZM27 231V230H26ZM41 231V232H40ZM72 233H71V232ZM77 231V232H78ZM86 231V232H85ZM112 231V232H113ZM167 231V233H169L170 231H171V229H170V231L168 232ZM177 231H180V230H176V231H174L175 232V234L177 235H175L176 237L175 238H179V236L178 235H182V233H180V234H178L179 232H177ZM217 232V235H216V233H213V232ZM218 231H220L219 233H218ZM227 231V230H226ZM255 231V232H256ZM258 231L256 232V234H259L258 233ZM67 232V233H66ZM223 232V233H222ZM9 233V232H8ZM91 233H90V235H91ZM213 233V234H212ZM226 235H225V234ZM26 234H28V232L26 233ZM26 234H23L24 236L26 235ZM54 234V233H53ZM53 234H52V236L51 237H49V238H52L53 237ZM84 234V235H85ZM170 234H173V231L172 232H170L169 233V235ZM218 234H224V236L223 237H221L220 235H218ZM228 234H229V236H228ZM230 234L232 235L233 234V236L234 237H232V236H230ZM247 234V233H246ZM0 264L4 261V260H7V259H12V260H14V264H115V261H117V257H115L114 256V254L112 255V257H109L108 255H106V254H104V253H102V252H100V254L99 255H97L94 251L93 252H90V251H92V250H90V251H86L87 253H88V256H86L85 258H71V259H73V260H70V259H66L64 256H62L61 254H58V253H56V252H54L53 253V251H51V250H47V248L49 249V243L48 242H44V241H41V239L43 238L42 236H40V237H37V236H33V237H31V236H27L26 235V237H28V238H33V239H28V242H24L23 243V246L24 247H21V248H19V247H17L13 242L12 243H10L9 244V242L7 243V241L6 240H4V238L2 239V237H4L3 236V233H0ZM174 235V234H173ZM173 235H172V237H173ZM205 235V234H204ZM213 235V236H212ZM14 236H16V234H14ZM44 236V235H43ZM208 236V237H209ZM227 236V238H225ZM238 236H240V235H238ZM243 236H247V235H243ZM44 237H46V236H44ZM221 239H220V238ZM22 238H24V237H22ZM236 239H238V240H236ZM4 240V241H3ZM223 240H225V241H223ZM4 243H3V242ZM6 241V242H5ZM33 241V242H32ZM259 243H261V244H259ZM9 244V245H8ZM224 244V243H223ZM262 244L264 245V242L262 243V242H258V245H257V251H259V252H263L264 250V246L262 247ZM28 247H27V246ZM234 245V244H233ZM243 246V245H242ZM261 246V247H260ZM218 247H221L220 245L218 246ZM84 249V248H83ZM86 250V249H85ZM262 250V251H261ZM67 251H69L70 253H72L73 251L70 249V250H67ZM51 252V253H50ZM244 252V251H243ZM92 253H94V255L92 254ZM101 253H102V255H101ZM65 254V253H64ZM97 255V256H96ZM105 255V256H104ZM107 256V257H106ZM106 258V259H105ZM2 259V260H1ZM77 259V260H76ZM101 259V260H100ZM114 259H116V260H114ZM99 261H100V263H99ZM102 261V262H101ZM147 264H153L152 262H150V263H147ZM176 264V263H175Z\"/></svg>",
  "mask_w": 264,
  "mask_h": 264
}]
</instances>
